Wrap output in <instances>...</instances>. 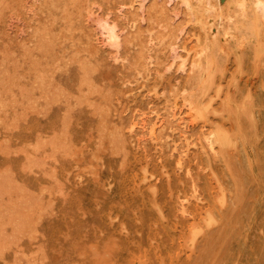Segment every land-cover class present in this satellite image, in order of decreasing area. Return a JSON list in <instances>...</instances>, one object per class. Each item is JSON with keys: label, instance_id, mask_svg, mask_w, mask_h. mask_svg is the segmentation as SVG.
<instances>
[{"label": "rangeland", "instance_id": "374dc122", "mask_svg": "<svg viewBox=\"0 0 264 264\" xmlns=\"http://www.w3.org/2000/svg\"><path fill=\"white\" fill-rule=\"evenodd\" d=\"M39 1H40V3H41V0H37V5L39 4L40 5V3H39ZM114 1V2H113ZM113 1H111L110 2V0H108V5L106 4L107 3V0H104V2H103V0H102V3H100L101 2V0H92V2H94V3H92L91 1H90V6L88 5L87 7H85V9H83L82 10V16L81 17H79L78 16V18L77 19H81L82 21H84L83 23L84 24H82V22H80L79 20H77L76 19V25H75V32L73 31V28L69 31H67V30H65L66 32H65V34H64V32L63 33H61L60 34V36H59V38L56 40V45L54 46V49H52L53 51H55L54 53V55H52V54H47V53H45V51H41L39 48H37L38 46H36L35 44H34V39H32V38H35V36H33L31 33H33V32H31V31H34V26H31V23H32V21L33 22H35V23H37V17H38V14H36V15H34V17H32L33 16V14H34V8L33 7H35L36 8V2H34V0H27V2H29V3H27V5L29 4V6H31V7H29V8H31V9H29L27 6L25 7V9H27L26 11H24L23 13H25L24 15H26V16H24L23 15V13L22 14H18L17 12L15 13L14 11H13V9H8L7 11H8V13H5V18L4 17H2L1 19L2 20H0V28H1V24H3V26L5 27V25H6V27H5V29H3L4 27H2V29L0 30V42H3V43H1L0 44V51H1V53H0V55H1V58H3L2 60H1V58H0V73H1V71H6V72H2L1 74H0V80H1V82H0V87H1V90L2 89H5V90H2V91H0V95H3V96H0V99H3L4 97V99H8V100H5L4 102L2 101L1 102V100H0V122H2V123H0V126L2 127V128H0V175H1V177H0V180H2V182L0 181V188H1V186H2V188L0 189V195H1V192L3 193L2 194V198H1V196H0V205L1 206H3V207H1L0 206V215H3V216H1L0 217V222H2L3 223V225H2V227H0L1 229L2 228H4L5 230L3 231V230H0V233L2 232V234H4L5 236H3V235H0V241H1V243H0V246H1V244L3 245V243L6 241V245H5V243H4V250H2V251H0V253L1 252H3V253H5V255L4 254H2V255H0V262H1V264H17V262H18V264H230L232 261V263L231 264H264V242H263V244H262V241H264L263 239H264V232H262V230L264 231V217H263V215H264V200L262 199V196H263V198H264V179H262V178H264V170L263 171H261V172H259L260 170H262V169H260L261 168V165H262V167L264 166V159L262 160H260V158H261V156H263L262 158H264V146H262L263 144H264V123H263V121L262 120H264L263 118H264V116L263 117H261L262 115H264V105L262 106V102H263V104H264V96H263V94H264V80H263V78H264V53L262 54L261 52H263L264 51V48H263V50L260 52L261 54H258V53H256V51H254V49H252L248 44H240V45H238L239 43L237 42V38L235 37V36H230L228 39H226L225 40V46L227 47L226 48V50H224L225 49V46L222 48V47H219L217 50H216V66H215V74H214V87H212L211 88V90H209L208 92H207V94L203 97V105H205V112L202 114V115H200V118H199V116H197L198 117V119H196V117H192V118H190V120L187 122V124L191 121V123H189L188 125H186L187 127H185V129L184 130H181V129H169V130H166V131H164L165 132V134L163 133V137L161 136V137H159L158 139H156V140H154L151 136H150V134L149 133H147V131H139L138 132V130H133L132 129V127H130V124H131V121L135 118H139L140 117V115L142 114V113H146L147 112V115L148 116H150V117H153L154 119L156 118L157 119V116H158V118H159V116H161V115H163V114H165L167 111H168V109L169 108H171V107H173V104H174V102H175V100H178L179 101V106H182L181 107V109L183 110V112H184V114L186 113L185 111L186 110H188V105H187V101L186 100H183L184 99V95H183V93H187L189 90H191L190 89V86L189 85H192V83H193V81L196 79V74H197V68H193V61H194V58L196 59L198 56V49H200V47L205 43V42H216V40H218L219 41V39H222L223 37H225L224 36V28H226L227 27V25H229V22H227L226 21V19L224 18V20H222V18H220V16H216L215 15V17H213L212 16V19L211 18H206L207 19V23L203 26L202 24H201V22L199 23V21L197 22L196 20H194L196 23H194V21H193V19L192 18H190V22L189 21H187V20H189V19H187V18H189L190 17V15L189 14H187V7H186V5L182 2L181 3V0H145L146 2H145V5L147 6H145V9L146 10H150L151 9V7H153L155 4H157V6H159V4L158 3H160V2H164V3H160V5L161 4H165L164 5V7L168 10V12L170 13V15L172 16V21H173V23L175 24V27H176V29H180V35L178 34L179 33V31H176L177 32V34H178V39L176 38V44H175V46H176V51L177 52H179V53H181V54H184V57L186 56V57H188V59L186 58V66H185V68H184V70L183 69H180L179 68V62H180V58L179 59H177V60H173L172 59V57H171V55L173 54V51H172V49H171V47H173V46H171V44L169 45L168 44V42L167 43H160V44H156V42H157V40H158V38L156 39V37L155 38H153V39H150V40H147V43L148 44H150V43H155V46L154 47H151V49L153 50V51H151V49H149L151 52H149V54L151 53H154V52H156V53H154V54H152L149 58H148V60H149V67H152V65L153 66H155V68L154 67H152V68H149L148 69V71L146 72V73H148L147 75L146 74H144V73H142L143 71H136L135 70V67L134 66H131L133 63H131V62H133V59H134V57L136 56V54H137V51L135 50L136 49V45H134V44H128L127 45V43H125V44H123V46L121 47L122 49H120V50H118V48L116 47V45H114V47H113V45L111 44L110 45V41L108 40V38L106 37V35H104L105 33H104V31L103 30H101V27H100V23H103V21L106 19V18H108V17H110V18H112L117 24H118V28L119 29H122V28H124V27H126L125 29H124V31H123V29H122V31H121V33H124L123 35H125L126 33H128V34H126V35H130L131 34V32L129 31L128 32V30H133L134 29V27H135V24H138V25H140L141 26V29L142 30H144V32L145 33H148V27H149V22H146L147 20L149 21V17L147 18H145V19H143L142 17H141V15L140 14H142L143 15V17L144 16H146L147 14H148V11H146L145 9H144V11H146V12H142L141 13V11H140V16L138 15V19H139V17H141L142 18V20H137L136 22L135 21H132L133 20V17H132V20H131V14L133 15V9H134V7L132 6V3H130L131 2V0H113ZM120 1L122 2V3H120ZM125 1H127V2H125ZM154 1V2H153ZM158 1H160V2H158ZM97 2V3H96ZM98 2H99V4H98ZM124 2H125V4H126V6H125V4H124ZM34 3V4H33ZM105 3V4H104ZM155 3V4H154ZM123 4H124V6H123ZM131 4V6H129ZM92 5H94V7L92 6ZM111 5H113V6H111ZM122 5V7H120ZM168 5V6H167ZM184 5V6H183ZM97 6V7H96ZM115 6V7H114ZM162 6V5H161ZM89 7H91V9L89 8ZM107 7V8H106ZM124 7V8H123ZM150 9H149V8ZM168 7V8H167ZM86 8H87V10H86ZM97 10H96V9ZM104 9V11L105 12H109L108 14L106 13V14H104L105 12L103 11V9ZM106 8V9H105ZM128 8V11L126 10ZM130 8V9H129ZM100 9H102V10H100ZM32 11L31 13H30V11ZM40 10L41 9H39L38 11L40 12ZM10 11H11V13H10ZM28 11V12H27ZM88 11V12H87ZM92 13H91V12ZM97 11V12H96ZM101 11H102V13H101ZM85 12V13H84ZM94 12V13H93ZM96 12V13H95ZM111 12V13H110ZM118 12V13H117ZM125 12V13H124ZM32 15H30V14ZM86 13H88V14H90V17H88V14L86 15ZM101 13V14H100ZM113 13V14H112ZM116 13V14H115ZM122 13V14H121ZM145 13H147V14H145ZM43 14H45V12H43ZM91 14H92V18L93 19H91ZM117 14H119V15H121V16H119L118 15V17H116V15ZM130 14V15H129ZM86 15V16H85ZM103 15V16H102ZM109 15H111V16H109ZM115 16V18L117 19V20H115L114 19V16ZM129 15V16H128ZM186 15V16H185ZM188 15V16H187ZM35 16H36V18H35ZM85 16V17H84ZM100 16V17H99ZM113 16V17H112ZM123 16H125V17H123ZM148 16V15H147ZM184 16V17H183ZM27 17L29 18V19H27ZM31 17V18H30ZM90 18V19H88V18ZM102 17V18H101ZM104 17H106V18H104ZM122 18V20H121V18ZM128 17V18H127ZM130 17V18H129ZM179 17V18H178ZM97 18H99V19H102L101 21L102 22H100ZM124 18H126V19H124ZM6 19H8L7 21H6ZM32 19V20H31ZM35 19V20H34ZM84 19V20H83ZM97 19L98 20V22L97 23H99L98 24V26H96L97 24H96V21L95 20ZM127 19H129V20H127ZM4 20V21H3ZM29 22H28V21ZM31 20V21H30ZM37 20V21H36ZM85 20H88V21H85ZM126 20V21H125ZM179 20V21H178ZM181 20H183V23L181 22L180 23V21ZM222 20V21H221ZM7 22V24H6V22ZM93 21V22H92ZM94 21H95V23H94ZM120 21V22H119ZM121 21H123L124 22V24L126 23V25H122V23H121ZM139 21H141V22H139ZM145 21V22H144ZM221 21V22H220ZM224 21V22H223ZM4 22V23H3ZM80 23V24H78V23ZM89 23V26L88 27H85L86 25H88V23ZM140 24H139V23ZM192 22V23H191ZM216 22V23H215ZM223 22V23H222ZM226 22V23H225ZM28 23V24H27ZM129 23H131V24H129ZM142 23V24H141ZM147 23V24H146ZM199 23V24H198ZM208 23H209V25H208ZM211 23V24H210ZM219 23H220V25H219ZM228 23V24H227ZM91 24V25H90ZM96 24V25H95ZM133 24V25H132ZM148 25L147 27H145L146 25ZM195 24V25H194ZM200 24H201V26H200ZM216 24H218L217 26H215ZM8 25V26H7ZM79 25H80V28H78L79 27ZM94 25H95V27H94ZM132 25V26H131ZM183 26V29L182 28H180V27H182ZM194 25V26H193ZM28 26H31V27H28ZM83 26V27H82ZM92 26V27H91ZM122 28H121V27ZM127 26H128V28H127ZM195 26H197V27H195ZM209 26H211V27H209ZM84 27H85V29L86 28H88V30L89 29H91L90 31H89V33L87 34V29H86V31H85V29H84ZM96 28V29H94V28ZM177 27H179V28H177ZM230 25L227 27V29H229L230 30V32L231 31H233L234 29L232 28V27H230ZM29 28V29H28ZM30 28H32V29H30ZM58 28H59V26H58ZM100 28V29H99ZM130 28V29H129ZM147 28V29H146ZM203 28H204V30H205V32H204V30H203ZM207 30H206V29ZM212 30H211V29ZM217 28V29H216ZM223 28V29H222ZM7 29V30H6ZM81 31H80V30ZM84 29V30H83ZM226 29V30H227ZM4 30V31H3ZM9 30V31H8ZM56 30H59V29H56ZM56 30H54L55 32H57ZM99 30V31H98ZM126 30V31H125ZM209 30H211V31H209ZM220 30H222V31H220ZM30 31V32H29ZM83 31V32H82ZM85 31V32H84ZM93 31V32H92ZM100 31H102V33H103V35H102V33L100 32ZM155 31H158V29H156V30H152V32H154V33H156ZM181 31H182V33H181ZM8 32H10L9 33V35H8ZM68 32H73L72 34H70V33H68ZM77 32V33H76ZM80 32V33H79ZM90 32H92V34L90 33ZM96 32V34H93V33H95ZM98 32V33H97ZM126 32V33H125ZM158 32H160V31H158ZM156 33V34H158V35H161L162 33L160 32V33ZM221 32V33H220ZM12 33V34H11ZM83 34L82 36L81 35H79V34ZM4 36H3V35ZM64 34V35H63ZM69 34V35H68ZM75 34H78L77 36H74ZM193 34V35H192ZM202 34V35H201ZM205 34H207V35H205ZM212 34V35H211ZM219 34V35H218ZM32 35V37H30V36ZM62 35V36H61ZM67 35H68V37H67ZM74 36V38H73V36ZM85 35H87V36H85ZM92 35V36H91ZM94 35V36H93ZM98 35V36H97ZM194 35H199V36H197V37H199V38H197L196 39V37L194 36ZM215 35V36H214ZM218 35V36H217ZM24 36V37H23ZM31 38V40H29L30 38ZM65 36V37H64ZM71 36V37H70ZM91 36V37H90ZM100 36H101V38H100ZM102 36H103V39H102ZM105 36V37H104ZM162 36V35H161ZM182 36V38H180V37ZM27 37V38H26ZM76 37V38H75ZM78 37V38H77ZM81 37H82V39H81ZM93 37V38H92ZM195 37V38H194ZM209 37H211V38H209ZM215 37V38H214ZM219 38V39H216V38ZM3 38H4V40H3ZM6 38V39H5ZM10 38V39H9ZM14 38H16V39H14ZM61 38H63V40L61 39ZM66 38H68L69 40H66ZM72 38V39H71ZM84 38V39H83ZM88 38V39H87ZM91 39V41H92V46H91V44L89 43V40ZM98 38V39H97ZM232 38H233V41H231L232 40ZM74 39V40H73ZM76 39H78V40H76ZM85 39L87 40L86 42H85ZM100 39V40H99ZM155 39V40H154ZM180 39V40H179ZM10 40H12V41H10ZM15 40V41H14ZM33 40V41H32ZM60 40V41H59ZM66 40V41H65ZM79 40H81L82 42H83V40H84V43H81V41H79ZM95 40V41H94ZM108 40V41H107ZM153 40V41H152ZM177 40H179V41H177ZM197 40V41H196ZM69 41H70V43H69ZM74 41V42H73ZM75 41H79L78 43L77 42H75ZM96 41H98V42H96ZM154 41H156V42H154ZM201 41V42H200ZM204 41V42H203ZM9 42V43H8ZM18 42V43H17ZM59 42V43H58ZM60 42H61V44H60ZM65 42H66V44L67 43H69V45L67 46L66 44H65ZM73 42V43H72ZM100 42V43H99ZM104 42H106L107 44H104ZM178 42V43H177ZM5 43V46L3 45ZM11 43H12V45H14L15 43H16V45L18 46V47H16V45H14L15 47H13V46H11L10 47V45H11ZM25 43V44H24ZM26 43L28 44V45H26ZM199 43V45H197ZM200 43H203V44H201L200 45ZM227 43H229V44H227ZM237 43V44H236ZM7 44V45H6ZM10 44V45H9ZM24 44V45H23ZM57 44H58V46H57ZM66 46H65V45ZM73 44V45H72ZM75 44H77V46L78 47H76L75 46ZM90 44V45H89ZM95 44V45H94ZM98 44H100V45H98ZM168 44V45H167ZM32 45V46H31ZM34 45H35V48H34ZM59 45H62L61 47H63L64 46V48H61ZM84 45V46H83ZM89 45V46H88ZM98 47H97V46ZM103 45V46H102ZM107 45V46H106ZM124 45H126V47L128 48V50H126L127 48L124 46ZM129 45H130V47H129ZM134 45V46H133ZM157 45V46H156ZM9 46V48L10 49H6L7 47ZM69 46H72V47H69ZM89 48H88V47ZM94 46H96V48L94 47ZM109 46V47H108ZM110 46H112V48L110 47ZM161 46V47H160ZM171 46V47H170ZM196 46H198V47H196ZM3 47V48H2ZM55 47H60V50H59V48L57 49V51L55 50ZM69 47V48H68ZM74 47H76V49L74 48ZM86 47H87V49H86ZM94 47V48H93ZM100 47H103V49L105 48V49H107V50H109V51H107V50H104L103 51V49L101 48L100 49ZM117 49H116V48ZM132 47V49H131V51H129V49ZM156 47V48H155ZM230 47V48H229ZM246 47V48H245ZM249 47V48H248ZM18 48V49H17ZM26 48V49H25ZM28 48H30V50L28 49ZM71 48V49H70ZM72 48H74V49H72ZM78 48V49H77ZM82 48H85V49H82ZM91 48L93 49V51L91 52ZM109 48V49H108ZM158 48V49H157ZM159 48L163 51H161V50H159ZM222 48V49H221ZM239 50H238V49ZM251 48V49H250ZM6 49V50H5ZM16 49V50H15ZM20 49V50H19ZM62 49H64L63 51H61ZM68 49V50H67ZM80 49V50H79ZM100 49V50H99ZM112 49H114V50H112ZM116 49V50H115ZM123 49H124V51H123ZM156 49V51H154ZM169 49V50H168ZM196 49H197V51H196ZM233 49V50H232ZM241 49V50H240ZM4 50H5V52H4ZM11 50H13L14 51V53H15V51H16V53L15 54H13V52H11ZM22 50V51H21ZM36 51V54H35V52L33 53H30L29 51ZM73 52H72V51ZM121 50L123 51V55H122V53H121ZM135 52H134V51ZM159 50V51H158ZM188 50H191V52L190 51H188ZM222 50H224V51H222ZM243 50V51H242ZM251 50V51H250ZM253 50V51H252ZM6 51L8 52V53H6ZM10 51V52H9ZM69 51H71V52H69ZM76 51V53H74ZM80 51V52H79ZM82 51V52H81ZM101 51H103V52H101ZM110 51H114V54H115V56L116 55H118L117 57H118V59H120L121 58V60L119 61L118 59H117V57L115 58V56H114V54H113V52H110ZM187 51L189 52V54L187 53ZM229 53H228V52ZM17 52H19V53H17ZM39 52V53H38ZM60 52H61V54H60ZM67 52L69 53V54H67ZM124 52H126L125 54H124ZM131 52V53H130ZM158 52V53H157ZM167 52H168V54H167ZM223 52V53H222ZM245 52V53H244ZM252 52V53H251ZM4 53H5V55H4ZM12 53V54H11ZM44 53H45V55H44ZM70 53H71V55H70ZM88 53V55H89V57H88V55H86ZM92 53V54H91ZM94 53V54H93ZM98 53V54H97ZM100 53V54H99ZM102 53V54H101ZM104 53L106 54V55H104ZM107 53H109V54H107ZM119 53H120V55H119ZM247 53V54H246ZM17 54H18V56H17ZM20 54V55H19ZM26 55V56H24V55ZM41 54V55H40ZM67 54V55H66ZM77 54V55H76ZM83 54H84V56H83ZM133 54V55H132ZM159 54V55H158ZM188 54V55H187ZM251 54H253V55H251ZM57 55H59V56H57ZM61 55V56H60ZM85 58V60H83V57ZM102 55H104V56H102ZM108 55V56H107ZM122 55V56H121ZM155 55V56H154ZM194 55V56H193ZM239 55H240V59H239ZM243 55H245V59H243ZM259 55V56H258ZM30 56V57H29ZM31 56L32 57H34V61H32L33 60V58H31ZM37 56V57H36ZM43 56V57H42ZM63 56V57H62ZM78 58H77V57ZM79 56L82 58H79ZM98 56H100V57H102V58H100V57H98ZM130 56V58H131V60L129 59V58H126V57H129ZM154 56V58H152ZM196 56V57H195ZM229 56V57H228ZM256 56V57H255ZM20 57V58H19ZM39 57V58H38ZM46 57V58H45ZM62 57V58H61ZM72 57V58H71ZM92 57V59H90ZM97 57V58H96ZM111 57H112V59H111ZM122 57H124V58H122ZM155 57H156V60L158 61L159 60V58H162V59H167V60H165V62L163 61V60H161L160 59V61H158L159 62V65L158 64H156L157 63V61H154L155 60ZM164 57V58H163ZM193 57V58H192ZM225 57V58H224ZM227 57V58H226ZM248 57H249V59H248ZM255 58V59H252V58ZM6 60H5V59ZM10 58H14V60H12L11 59V61H9L10 60ZM26 58H28V59H26ZM30 58V59H29ZM48 58V59H47ZM51 58V59H50ZM60 59V61H59V59ZM88 60H87V59ZM94 58V59H93ZM136 58V57H135ZM220 60H219V59ZM9 59V60H8ZM41 59H43L42 61H41ZM46 59V61H44ZM50 59V60H49ZM55 60V61H53V60ZM65 59V60H64ZM73 59V61H70V60H72ZM105 59V60H104ZM112 61H111V60ZM116 59V60H115ZM123 59V60H122ZM66 60H67V62H66ZM130 60V61H129ZM135 60V59H134ZM172 60L174 61V63L172 62ZM193 60V61H192ZM230 60H232V61H230ZM238 60H239V63H238ZM246 60V61H245ZM21 61V62H20ZM23 61H25V62H27L28 61V63H26V69L24 68V64H25V62H23ZM43 62V63H41V62ZM56 61H58V63L56 62ZM63 61H65V62H63ZM80 61V62H79ZM84 61H88V63L86 64V62H84ZM90 61H92V62H96V64L98 65H96V64H93V66L91 65V68L89 67V63H91ZM114 61V62H113ZM127 62L128 63V65H126V63L125 62ZM151 61V62H150ZM163 61V62H162ZM244 61V62H243ZM253 62V64H252V62ZM262 61V62H261ZM20 64H19V63ZM22 62H23V64H22ZM33 62V63H32ZM36 62V63H35ZM40 63V65H38L37 63ZM45 62H48V64H46ZM54 62H55V64H54ZM59 62L61 63V62H63V63H61L62 65H60L59 64ZM83 62V63H82ZM129 62L131 63V64H129ZM153 62H156V63H153ZM229 62H231V63H229ZM246 62V63H245ZM16 63V64H15ZM51 63V64H50ZM57 63V64H56ZM64 63L66 64L65 66H67V68H69V66H71L69 69H67L65 66H64ZM75 63V64H74ZM77 63V64H76ZM80 63H81V65H80ZM108 63V64H107ZM119 63V66L120 67H118V65H116V64H118ZM122 63V65H120ZM124 63V64H123ZM171 64V66H169L168 64ZM192 63V64H191ZM226 63V64H225ZM228 63H229V65H228ZM255 63V64H254ZM11 64V65H10ZM36 64V65H35ZM43 64L45 65V66H43ZM60 65V66H57V65ZM71 64V65H70ZM165 64H167L168 66H165ZM238 64H239V66H241V67H239L238 66ZM241 64V65H240ZM4 67H3V66ZM78 65V66H77ZM84 65V66H83ZM88 65V66H87ZM112 65V66H111ZM115 67H114V66ZM124 65V66H123ZM126 65V66H125ZM134 65V64H133ZM158 67H157V66ZM191 65H192V67H191ZM220 65V66H219ZM259 65V66H258ZM12 66V68L10 69L9 67H11ZM19 66V67H18ZM22 66H23V68L25 69V72H24V70H22L23 68H22ZM31 66V67H30ZM41 68H40V67ZM61 66H62V68H61ZM73 66V67H72ZM77 66V67H76ZM95 66V67H94ZM127 66L129 67V68H127ZM226 66V67H225ZM7 67V68H6ZM49 67L52 69H49ZM65 67V68H64ZM77 69H76V68ZM84 67H86L85 69H83ZM90 68V69H94L92 72H91V70H89V69H87V68ZM99 67V68H98ZM114 67V68H113ZM126 67V68H125ZM133 67H134V69H133ZM161 67H162V69H161ZM165 69H164V68ZM169 67H171L170 69H169ZM256 67H258V68H256ZM1 68H3V70L1 69ZM29 68H31L30 70L31 71H29ZM38 68V69H37ZM46 70H45V69ZM56 69L55 70V72L53 73V69ZM60 68V69H59ZM73 68H75L76 70H75V74H74V69ZM79 68H81L82 70H86L85 71V73H86V76L84 77H82V75H85V73L84 74H82L81 72H83L81 69H80V71L78 72V69ZM96 68H98V70L96 69ZM131 68V69H130ZM160 68V69H159ZM168 68V69H167ZM178 68V69H177ZM190 68H191V70H190ZM5 69H10V70H12L13 72H11L10 70L8 71V70H5ZM64 69H65V71H64ZM102 69V70H101ZM127 69V70H126ZM129 69V70H128ZM156 69H158V70H156ZM231 69V70H230ZM241 69V70H240ZM259 69H260V71H259ZM18 70V71H17ZM21 70V71H20ZM27 70V71H26ZM51 72H49V71ZM109 70V72H107V75H106V71H108ZM136 73V75L135 74H133L134 72ZM152 70V71H151ZM154 70V71H153ZM234 70V71H233ZM33 71H34V73H33ZM102 72V73H100V72ZM112 71V72H111ZM122 71V72H121ZM128 71V72H127ZM130 71V72H129ZM162 71V72H161ZM191 71V72H190ZM230 71V72H229ZM10 73V75H9V73ZM21 72H22V74H21ZM31 74H30V73ZM57 72V73H56ZM97 72V73H96ZM125 72V73H124ZM139 72H141V75H139L138 76V74H140ZM154 72V73H153ZM7 73V74H6ZM23 73H24V76L26 77V78H23L24 76H23ZM42 73H43V75L44 76H46V77H44V76H41L42 75ZM45 73H49L48 75H46ZM58 73H59V75H58ZM105 73V74H104ZM112 73H113V75H112ZM114 73H116L117 74V76H115L114 75ZM130 73L131 74H133V76H134V78H132V77H130L131 75H130ZM166 75H165V74ZM3 74V75H2ZM5 74V75H4ZM29 74V75H28ZM51 74H52V77H53V75H54V77L55 78H51V79H49L50 77H51ZM61 74V75H60ZM73 74H74V77H73ZM77 74H79V75H77ZM81 74V75H80ZM91 74V75H90ZM94 74H98V76L97 75H94ZM168 74V75H167ZM226 74L228 75V76H226ZM229 74H231V75H229ZM234 74V75H233ZM7 75H9L8 77H6ZM33 75V76H32ZM75 75H76V78H78V79H81V80H83V82H82V84H83V86H82V84L80 83V81L81 80H76L75 79ZM96 76V77H94V76ZM106 75V76H105ZM120 75H121V77L123 76V77H125V78H121L120 77ZM126 75V76H125ZM149 75V76H148ZM158 75V76H157ZM183 75H185L184 76V78H183ZM216 75V76H215ZM3 76V77H2ZM14 76L15 77H17V78H14ZM20 78H19V77ZM27 76H28V78H27ZM31 76V79L29 78ZM58 76H60V77H58ZM79 76V77H78ZM82 78H81V77ZM92 76V77H91ZM129 76V77H128ZM141 76H142V78H141ZM153 76V77H152ZM155 76V77H154ZM168 76V77H167ZM223 76V77H222ZM6 77V78H5ZM10 77V78H9ZM42 77H44V79L42 78ZM67 77V78H66ZM68 77H72V79L71 78H68ZM87 77V78H86ZM88 77H91L90 79H91V81L89 80V78ZM137 77H138V79H137ZM152 77V78H151ZM158 77V78H157ZM7 78H8V80H7ZM59 78V79H58ZM64 78H66V80L64 79ZM85 80H84V79ZM113 78V79H112ZM118 78V79H117ZM127 78L129 79V80H127ZM151 78V79H150ZM153 78H155V79H153ZM168 78H169V80H168ZM172 78H173V80H172ZM175 78V79H174ZM178 78V79H177ZM181 78V79H180ZM233 78H234V82H233ZM235 78H236V80H235ZM10 79H13L12 81L10 80ZM15 79L17 80L16 82H15ZM32 79H38L37 81H39V82H37L36 80H34V82H33V80ZM57 81H56V80ZM63 80L64 81V83L66 82V84L68 83V82H70V83H68L69 84V86H68V84H67V86H65L66 84H63V81H59V80ZM67 79H69V80H67ZM96 79V80H95ZM99 79V80H98ZM105 79V80H104ZM115 79V80H114ZM121 79V80H120ZM223 79V80H222ZM232 79V80H231ZM23 81L24 80V82H20V81ZM32 80V81H31ZM51 80V81H50ZM71 80V81H70ZM75 82H74V81ZM94 80V81H93ZM125 80V81H124ZM150 80V81H149ZM152 80H154V81H152ZM160 80V81H159ZM162 80V81H161ZM186 80H188V82L186 81ZM192 80V81H191ZM72 81H73V83H72ZM77 81H79V82H77ZM86 81V82H85ZM100 81V82H99ZM108 81V82H107ZM119 81V82H118ZM132 81V82H131ZM134 81H136V82H134ZM144 81V82H143ZM145 81H147L146 83H145ZM225 83H224V82ZM231 81V82H230ZM14 82H15V84L16 85H14ZM19 82V83H18ZM25 82H26V84H25ZM29 84H28V83ZM60 82V83H59ZM88 82V83H87ZM96 82V83H95ZM140 82H143V86H142V84L140 83ZM151 82V84H148L147 86H144V84H147V83H150ZM164 82V83H163ZM177 82H178V84H177ZM184 82H186V84H188V88H189V90H188V88H187V85L186 84H184ZM191 82V83H190ZM216 82V83H215ZM262 82V83H261ZM5 83V84H4ZM37 83V84H36ZM41 83V86H39L38 84H40ZM59 85H58V84ZM71 83H72V85H71ZM74 83H76V84H74ZM81 85H80V84ZM85 83H86V85H85ZM98 83H99V85H98ZM104 83V84H103ZM123 83V84H122ZM125 83V84H124ZM128 83V84H127ZM131 83V84H130ZM167 85H166V84ZM175 83L177 84V85H175ZM228 84V86H227V84ZM233 83V84H232ZM18 84V85H17ZM19 84H23L24 86V89H26L27 91L25 92V90L23 89V87H22V85H20L19 86ZM27 84H28V88H27ZM56 84V85H55ZM61 84V85H60ZM78 84V85H77ZM96 84V85H95ZM111 84V85H110ZM115 86V87H113V85ZM138 84V85H137ZM139 84H141V85H139ZM220 84L221 85H223V86H221L220 87ZM263 84V85H262ZM15 87H14V86ZM33 85H37V86H33ZM52 85H53V87H52ZM56 87H58V89H56L55 88V86ZM71 85V86H70ZM75 85V86H74ZM80 85V86H79ZM88 85V86H87ZM103 85H105V86H103ZM108 85V86H107ZM129 85L130 86H132V87H129ZM135 85V86H134ZM137 85V86H136ZM152 85V86H151ZM164 85H166V86H164ZM179 85H180V87H179ZM185 85H186V87H185ZM218 85V86H217ZM232 85V86H231ZM259 85V86H258ZM2 86H5V87H7V88H5V87H3L2 88ZM11 86H13V87H11ZM31 86V87H30ZM46 86H48L47 87V89H45L44 90V88H46ZM98 86H102V87H99V89H98ZM119 86H120V88H119ZM135 88H134V87ZM142 86V87H141ZM168 86V87H167ZM258 86V87H257ZM260 86H261V88H260ZM8 87L10 88V89H8ZM19 87V88H18ZM26 87V88H25ZM37 87H39V88H37ZM41 87V88H40ZM43 87V88H42ZM60 87H62V89H64V90H62ZM63 87H65L66 89H67V87H68V89H67V91L65 90V88H63ZM70 87V88H69ZM75 87H76V89H75ZM80 87V88H79ZM85 87H86V89H87V87H89V89L86 91V92H84V90H85ZM104 87H105V89H104ZM108 87H110V90L112 91V89L113 90H115V93L114 92H111V91H108L109 90V88ZM118 87V88H117ZM136 87H138L137 88V90H136ZM151 87V88H150ZM157 87V89L155 90V88ZM174 87H176V88H174ZM182 87L183 88H185V89H183L182 90ZM219 87V88H218ZM17 88V89H16ZM131 88V89H130ZM133 88V89H132ZM149 88V89H148ZM154 88V89H153ZM161 88V89H160ZM214 88V89H213ZM215 88H217V90L218 91H215ZM259 88V89H258ZM15 89V90H14ZM39 89V90H38ZM42 89V90H41ZM54 89H56V90H59V91H56V90H54ZM71 89V90H70ZM80 89H82V90H80ZM94 90V91H90V90ZM104 89V90H103ZM120 89L122 90V92H124V93H117V92H120ZM124 89V90H123ZM127 91H126V90ZM136 91H135V90ZM162 89H164L163 91H162ZM261 89V90H260ZM10 90V91H9ZM12 90V91H11ZM23 90V93L21 92ZM29 90V91H28ZM41 90V91H40ZM50 90V91H49ZM79 90V91H78ZM119 90V91H118ZM130 90V91H129ZM134 90V91H133ZM158 90H160L161 92H159ZM168 92H167V91ZM173 90V91H172ZM181 90V91H180ZM187 90V91H186ZM225 90V91H224ZM226 90H228V91H226ZM241 90V91H240ZM248 90V91H247ZM4 91H5V93H4ZM17 91H19L18 93H17ZM40 91V92H39ZM43 91V92H42ZM54 91H56V93L54 92ZM62 91H64V92H62ZM73 91V92H72ZM75 91V92H74ZM80 91H83V94L85 93V95L86 94H90V93H92V94H90V95H88V96H86V97H84V99H83V97L82 96H84L82 93H80V95L81 96H77V95H79V92ZM141 91V94L140 93H138V92H140ZM171 91L173 92V93H171ZM179 91V92H178ZM215 91V92H214ZM250 91V92H249ZM256 91V92H255ZM262 91V92H261ZM2 92V93H1ZM14 92H15V94H14ZM22 94H21V93ZM30 92V93H29ZM35 92V93H34ZM47 92V93H46ZM48 92H50L49 94H48ZM67 92H69V94L67 93ZM134 92V93H133ZM154 92V93H153ZM182 92V93H181ZM212 92H214V93H212ZM227 92V93H226ZM261 93V94H259V93ZM27 93H28V95L29 96H32L31 98H29V96L27 95ZM46 93V94H45ZM62 93V94H61ZM64 93V94H63ZM74 94V95H72V94ZM78 93V94H77ZM110 93H111V96H112V100L110 99V98H108V97H111L110 96ZM114 93V94H113ZM127 93V94H126ZM132 93V94H131ZM147 93H148V95H147ZM171 94V95H169V94ZM180 93V94H179ZM210 93V95L208 96V94ZM230 93V94H229ZM6 94H8V95H6ZM14 95V100H13V95ZM18 94V95H17ZM32 94V95H31ZM43 94V95H42ZM45 94V95H44ZM48 94V95H47ZM66 94V95H65ZM71 94V95H70ZM96 94V95H95ZM103 95V97H101L102 95ZM120 95V96H118V95ZM124 94V96H122ZM162 94H163V96H162ZM166 94H167V96H166ZM173 94V95H172ZM223 94V95H222ZM232 94H234V95H232ZM244 94V95H243ZM249 95V96H247V95ZM252 94V95H251ZM255 94V95H254ZM12 95V96H11ZM36 95H39L38 96V101H37V99H35V97H36ZM59 95V96H58ZM62 97H61V96ZM75 95H76V98H77V100L79 99V97L81 98L80 99V101H81V105H79V103L77 104L75 101H77L76 99H74L75 98ZM93 95H95V96H93ZM109 95V96H108ZM139 95H141L140 97H139ZM156 95V96H155ZM168 95H169V97H168ZM183 95V96H182ZM228 95V96H227ZM239 95V96H238ZM257 95V96H256ZM6 96H8V97H6ZM18 96L20 97V98H18ZM25 96V97H24ZM45 96H47V97H45ZM64 96H66L65 98H66V100L69 98V99H71V100H67V101H64L65 99H64ZM67 96H69V97H67ZM73 96H74V98H73ZM99 96V97H98ZM106 96H108V97H106ZM114 96V97H113ZM160 96H162V97H160ZM164 96H166V98L164 97ZM175 98H174V97ZM178 96V97H177ZM206 96H208V97H206ZM223 98H222V97ZM233 96V97H232ZM22 97H24V98H22ZM55 97V99H53V98ZM117 97V98H116ZM209 97H211V99H212V97H214L213 98V101L211 102V106L213 107H211L209 104ZM226 97V98H225ZM237 97V98H236ZM247 97V98H246ZM256 97V98H255ZM262 99H261V98ZM12 100H11V99ZM22 98V99H21ZM27 98H29L31 101H34V102H36L34 105L35 106H39L40 107V105L41 106H43V107H45V105L47 106V108H50V110L49 109H45V108H43V107H41L40 109H39V111H38V109H35L36 107L33 105V102H31V101H29V102H27V100H29V99H27ZM39 98H42V99H39ZM61 98H62V100L64 101H62L61 100ZM97 98V99H96ZM106 98H108V101L106 100ZM117 100H116V99ZM123 98H125V99H123ZM128 98V99H127ZM140 98V99H139ZM147 98V99H146ZM174 98V99H173ZM205 98V99H204ZM207 98V99H206ZM3 99V100H4ZM20 99V100H19ZM50 99V100H49ZM53 99V100H52ZM87 99L90 101L91 100V103L93 102V100H94V102L92 103V104H90V102H88V103H86L87 102ZM98 99H100V100H98ZM102 99V100H101ZM110 99V100H109ZM162 99H163V101H162ZM167 101H165V100ZM173 99V100H172ZM221 99V100H220ZM227 99V100H226ZM237 99V100H236ZM13 101L12 103L11 102H8V101ZM15 100H16V105L18 106V107H20V108H18V111H17V106L14 104L15 103ZM26 103L27 102V104L25 105V103L23 102V101ZM26 100V101H25ZM43 100H44V103H46V104H44L43 103V105H42V103L41 102H43ZM75 102V104H74V102ZM85 100H86V102H85ZM95 100H96V105L98 104V106L96 107V105H95ZM104 100V101H103ZM129 100H131V101H129ZM140 100V101H139ZM149 100H151V102L149 101ZM157 100V101H156ZM161 100V101H160ZM182 100V101H181ZM209 100V101H208ZM236 100V101H235ZM241 100V101H240ZM253 100V101H252ZM255 100H262V102L260 101H256V103L259 105H255L256 103H255ZM21 103H20V102ZM41 101V102H40ZM47 101H50V102H47ZM72 101V102H71ZM79 101V102H80ZM97 101H99L98 103H97ZM101 101V102H100ZM121 101L123 102V101H127V102H125L124 104L122 103L121 104ZM148 101H149V103H151V104H149L148 103ZM208 101V102H207ZM223 101H224V103H223ZM226 101H227V103H229L231 106H232V108H230L229 107V109L227 108L226 109ZM31 102V105L32 106H34L33 108L31 107V105L29 104ZM39 102H40V105H39ZM52 102V103H51ZM68 102V103H67ZM108 102V103H107ZM111 102H112V104H111ZM113 102H115V103H113ZM144 102H145V105H146V107H144L145 105H144ZM156 102H159V103H156ZM162 102V103H161ZM181 102H183V103H181ZM185 102V103H184ZM218 102V103H217ZM221 102H222V104L224 105V107L222 106V104H221ZM239 102V103H238ZM252 102H254V103H252ZM4 103V106H6V105H10V107L9 106H7V107H4L3 105H1V104H3ZM7 103V104H6ZM10 103V104H9ZM101 103V104H100ZM127 103V104H126ZM135 103L137 104L136 105V107L137 108H135L134 109V107H135ZM146 103H148V104H146ZM164 103V104H163ZM215 103V104H214ZM6 104V105H5ZM20 104H22V105H20ZM50 104H53V105H50ZM100 104V105H99ZM103 104V105H102ZM108 104V105H107ZM139 104V105H138ZM182 104H185V107L182 105ZM217 104V105H216ZM220 104V105H219ZM227 105V106H230V105ZM30 105V106H29ZM66 106V107H63V106ZM67 105H70L69 107H70V111H68L67 109H69V107L67 106ZM71 105H75V106H73V107H71ZM86 105H88V107L86 106ZM91 105V106H90ZM105 105H107V106H105ZM110 105V106H109ZM111 105H114L115 106V109H116V111H115V109H114V111L112 110L114 107H112L111 108ZM131 105H132V107H131ZM147 105H148V107H147ZM150 105V106H149ZM152 105H154L153 107L155 108H153L152 107ZM158 105V106H157ZM162 105H164V106H168L167 108L166 107H164V106H162ZM28 106V107H27ZM38 106H37V108H38ZM50 106H52V108L50 107ZM80 106V107H79ZM83 106H85V107H83ZM100 106H102V107H100ZM109 106V107H108ZM117 106V107H116ZM162 106V107H161ZM221 106V107H220ZM237 106V107H236ZM26 107H27V109L29 108V107H31L30 109H26ZM63 107V108H62ZM68 107V108H67ZM97 108V110H96V112H94L95 110H94V108ZM139 107V108H138ZM152 107V108H151ZM212 108V109H210L209 110V108ZM223 107V108H222ZM261 107V108H260ZM8 108V109H7ZM9 108H10V110L12 109V114H11V112H9L10 110H9ZM14 108V109H13ZM43 108V109H42ZM88 108H90V109H88ZM123 108V109H122ZM219 108H220V110H219ZM222 108V109H221ZM236 108H237V111H236ZM3 109V110H2ZM16 109V111L15 112H18V114L17 113H15L14 112V110ZM21 109V110H20ZM32 109V110H31ZM33 109L35 110L34 112H33ZM63 111H62V110ZM64 109H66L70 114H66V110H64ZM100 109H102L101 111H100ZM104 109V110H103ZM106 109H108V110H106ZM119 109H122L121 111H124V110H126V111H124L123 113H121V112H119L120 110ZM131 109V110H130ZM143 109V111L142 112H140L141 110ZM145 109V110H144ZM150 109V110H149ZM153 109H154V111L155 110H157V111H153ZM160 109V110H159ZM163 109V110H162ZM185 109V110H184ZM233 109V110H232ZM31 110V111H30ZM45 110V111H44ZM59 110V111H58ZM62 112H61V111ZM94 110V111H93ZM106 110V111H105ZM129 110H130V112H129ZM132 110H134V111H132ZM219 110V111H218ZM230 111V114H229V112H227V111ZM232 110V111H231ZM250 110V111H249ZM256 110V111H255ZM260 110L262 111V112H260ZM64 111H65V113H64ZM90 111H91V113H90ZM100 111V112H99ZM102 111H105V112H103V113H101ZM107 111H109V112H107ZM113 111V112H112ZM132 111V112H131ZM137 111V112H136ZM208 113H207V112ZM215 111V112H214ZM245 111H247V112H245ZM7 112V113H6ZM9 112V113H8ZM20 112H23V113H21V114H19ZM29 112H30V114H29ZM58 112H59V114H58ZM106 112L108 113L107 114V119L110 117V116H112V117H110V119H106ZM110 112H111V114H110ZM120 113V115H119V113ZM129 112V113H128ZM136 112V113H135ZM149 112V113H148ZM152 112H153V114H152ZM156 112L158 113L157 114V116L155 115L156 114ZM211 112V113H210ZM218 112H222V115L220 114V113H218ZM238 112V113H237ZM244 112H245V116H244ZM257 112V113H256ZM13 113H14V115H13ZM28 113V114H27ZM100 113L101 114H105L104 115V117H103V115L102 116H100ZM141 113V114H140ZM213 113V114H212ZM256 113V114H255ZM261 115H260V114ZM4 114V116H3V118H2V116L1 115H3ZM12 115V116H9V115ZM15 114H16V118L17 117H19V118H13L12 119V117L13 116H15ZM27 114V115H26ZM60 114H62V115H60ZM117 114L119 115V117L118 118H116L117 117ZM159 114H161V115H159ZM216 114V115H215ZM224 114H226V115H224ZM238 114V115H237ZM250 114V115H249ZM6 115H8L7 117H10V118H5V116ZM17 115H20V116H17ZM23 115V116H22ZM54 115V116H53ZM97 115V116H96ZM110 115V116H109ZM115 115V116H114ZM121 115H123L122 117H121ZM127 115V116H126ZM133 116V118H132V116ZM152 115V116H151ZM155 115V116H154ZM205 117H204V116ZM212 115V116H211ZM233 116V117H231V116ZM251 115H253V116H251ZM254 115H255V117H254ZM24 116H26L25 118H24ZM60 116H62V117H60ZM64 116V117H63ZM68 116V117H67ZM70 116V117H69ZM130 116V117H129ZM202 116V117H201ZM235 116V117H234ZM239 116V117H238ZM243 116L245 117V118H243ZM22 117V118H21ZM52 117V118H51ZM54 117H57V118H54ZM95 117V118H94ZM103 119L104 118V121L102 122V121H100V119ZM207 117V118H206ZM64 118V121L63 120H61L60 121V119H63ZM119 118H122V119H119ZM130 118V120H128ZM132 118V119H131ZM241 118H243V121H244V123H246V125L245 124H243V125H241V123H243L242 122V120H241ZM246 118H247V121H246ZM254 118V119H253ZM2 119V120H1ZM6 119V120H5ZM10 119V120H9ZM50 119H52L51 121H53V122H51L50 121ZM67 119V120H66ZM69 119H71V121L69 120ZM97 119V120H96ZM101 119V120H102ZM106 119V120H105ZM115 119V120H114ZM124 119V120H123ZM192 119H194L195 120V123H194V121H192ZM204 119H205V121H204ZM210 119V120H209ZM55 120H56V122L58 123L59 121V123L58 124H61V123H63L62 125H61V127H60V130H57L58 129V124H56L55 123ZM93 120H96V121H94L93 122ZM110 120V121H109ZM113 120V121H112ZM207 120V121H206ZM249 120V121H248ZM261 122H260V121ZM3 121H4V123H3ZM9 121H11V123L13 122H16V126L15 125H13V123L11 124ZM49 121H50V123H52V125L49 123ZM65 121H66V123H65ZM98 121H99V125H97L98 124ZM119 123H117V122ZM120 121V122H119ZM123 121V122H122ZM130 121V122H129ZM204 121V122H203ZM209 121V122H208ZM222 121H223V123H222ZM258 121H259V124H258ZM6 122V123H5ZM38 122V123H37ZM48 122V123H47ZM69 122V123H68ZM100 122L103 124V126H102V124H100ZM111 122V123H110ZM113 122V123H112ZM124 122H128V124H126V123H124ZM192 122H193V124H192ZM220 124H219V123ZM232 122V123H231ZM9 125H8V124ZM18 123H19V125H18ZM97 123V124H96ZM109 123V124H108ZM123 124V125H121V124ZM200 123V124H199ZM238 123V124H237ZM36 124L38 125L39 124V128H38V126H36ZM56 124V125H55ZM68 124V127L66 126V125ZM95 124L97 125V127L95 126ZM106 124H108V125H106ZM112 124H113V127H114V125L115 124H118L117 126H116V129L118 130L119 128L122 130L123 128V133L125 134H122L121 132H119V133H121V134H119V135H122V138L125 140L124 141V143L122 144V145H124V147L127 145L128 147H125L126 149H125V152L124 153H127V154H123V152L121 153V154H118V150L122 147V146H120V148H119V144H117V143H115V142H112L113 143V145H115L114 147L115 148H112L111 147V145H112V143H110L111 141L109 140V138L107 139L108 141H105V140H103L104 142H101L102 141V138H101V134H103V133H100V132H102L105 128V132H106V134L104 133L103 134V136H104V138H106V137H109V133H110V131H113V127H112ZM127 126V127H124L125 125ZM199 124V125H198ZM202 124V125H201ZM222 124V125H221ZM224 124L226 125V126H224ZM232 124L234 125V127L232 126ZM248 124V125H247ZM251 124V125H250ZM11 125V126H10ZM95 126V129H94V126ZM101 125V128L99 129V130H97L99 127L98 126H100ZM104 125H106L107 127H105ZM111 125V126H110ZM239 125H241V126H243V128L241 127V126H239ZM8 126H10V127H8ZM14 126V127H13ZM33 126H34V128H33ZM35 126H36V128H35ZM55 126V127H54ZM58 126V127H57ZM118 126H121V127H118ZM211 126H221V127H223V128H225V129H227V130H229L230 132H232V133H234V134H240V140L237 142V144H235L234 146H231L230 148H227L228 149V151L227 150H224V151H222V152H220V153H218V154H216L215 156H217V157H215L214 155H212V154H209V152L208 151H206L205 149H206V147L203 145V143H204V141L206 140V137H207V134H204V133H206V131L205 130H207L206 128L207 127H211ZM238 126L240 127V128H238ZM4 127H7V128H4ZM41 127V128H40ZM47 127V128H46ZM65 127H67V128H65ZM110 127H112V128H110ZM128 127H130L131 128V130L132 131H134V132H132V131H130V129H125V128H128ZM192 127L194 128V129H192ZM197 127H198V129H197ZM246 129H245V128ZM8 128H10V129H8ZM50 128V129H49ZM53 128H55V129H53ZM64 128H65V130H67L68 128V131H65L64 132ZM93 128V129H92ZM200 128H202V129H200ZM236 128V129H235ZM38 129H42V130H38ZM45 129V130H44ZM52 129V130H51ZM103 129V130H102ZM108 129V130H107ZM112 129V130H111ZM118 130V131H121V130ZM240 129V130H239ZM244 129V130H243ZM34 130V131H33ZM54 130H55V132H54ZM72 130V131H71ZM92 130V131H91ZM95 130H96V132L98 131V133H100V135H96L95 134ZM102 130V131H101ZM115 130V129H114ZM117 130H115L116 132H118ZM172 132H171V131ZM250 130V131H249ZM40 131H42V132H40ZM50 131H51V133H50ZM59 131V132H58ZM129 133H128V132ZM168 131H170V132H168ZM185 131H187V132H185ZM189 131V132H188ZM192 131H193V133H192ZM197 131H198V134H197ZM203 131V132H202ZM249 131V132H248ZM252 131V132H251ZM33 134H32V133ZM35 132H36V136H35ZM40 132V133H39ZM47 132L49 133L48 135H47ZM53 132V133H52ZM73 132V133H72ZM90 132V134L91 133H93V135L91 134V136H93V137H91V136H89L90 134H88L87 135V133H89ZM127 132V133H126ZM132 132V133H131ZM141 132H142V134H141ZM175 132H176V134H175ZM184 132V133H183ZM191 132V133H190ZM236 132V133H235ZM261 132V133H260ZM30 133V134H29ZM42 133H44V134H42ZM55 133H57L56 135H55ZM58 133H60V134H58ZM75 133V134H74ZM169 133H170V135H169ZM181 136V137H179V135ZM187 133V134H186ZM196 133V136L194 135ZM201 133L202 134H204V135H201ZM244 133V134H243ZM40 134V135H39ZM55 135L54 136V138H55V140L54 139H52V137H51V135ZM64 135V136H67L68 134H70V135H68V137H59L60 135ZM78 134L80 135V136H78ZM86 134L87 135V137H86V135H85V137H84V135ZM95 134V135H94ZM132 134H133V136H132ZM136 134V135H135ZM142 135V137H140V135ZM143 134H145L144 136L146 137H143ZM193 136H192V135ZM249 134V135H248ZM28 135V136H27ZM43 135H45L44 136V138H43ZM46 135H47V137H46ZM61 135V136H62ZM76 136V137H74V136ZM105 135H107L106 137H105ZM135 135V136H134ZM169 137H168V136ZM182 135H183V137H182ZM185 135H187V136H185ZM188 135H189V137H190V139L188 138ZM200 135V136H199ZM262 135V136H261ZM25 136V137H24ZM39 136H41V138L39 137ZM95 136V137H94ZM98 136H100V137H98ZM139 136V137H138ZM150 138H149V137ZM171 136V137H170ZM178 136V137H177ZM26 137H29V138H26ZM32 138V140H31V138ZM71 137H73L74 139H72ZM121 137V136H120ZM127 137V138H126ZM165 137V138H164ZM173 137V138H172ZM177 137V138H176ZM200 137L202 138V140L200 139ZM243 137V138H242ZM255 137V138H254ZM36 138V139H35ZM50 138V139H49ZM57 138V139H56ZM76 138V139H75ZM82 138V139H81ZM85 138L86 139H88V140H85ZM89 138H91L90 140H89ZM94 138H95V140H96V142H95V140H94ZM97 138V139H96ZM99 138H101V139H99ZM137 138H138V140H137ZM142 138L143 140H140V139ZM152 138V139H151ZM164 138V139H163ZM184 138V139H183ZM186 138V139H185ZM193 138H195V140H193L194 142L192 143L191 142V144H189L190 143V140H192ZM197 138L199 139V141L197 140ZM246 138V139H245ZM1 139H5L6 140V143L8 142V144H6V143H4L5 142V140L4 141H2ZM24 139V140H23ZM39 139V140H38ZM43 139H44V141H43ZM52 139V140H51ZM60 139V140H59ZM61 139H63V141L61 140ZM65 139V140H64ZM70 139V140H69ZM93 139V140H92ZM99 139V140H98ZM130 139V140H129ZM171 139V140H170ZM15 140V141H14ZM18 140V141H17ZM31 140V141H30ZM36 140V141H35ZM84 140V141H83ZM91 140H92V142H91ZM129 140V141H128ZM148 140H150V141H148ZM161 140V141H160ZM168 141V142H166V141ZM177 140V141H176ZM179 140H180V142H179ZM187 140V141H186ZM204 140V141H203ZM246 140V141H245ZM254 140V141H253ZM261 140H262V142H261ZM2 141V142H1ZM20 141V142H19ZM21 141H22V144H21ZM38 141V142H37ZM48 142V143H46V142ZM64 141H65V143H67V144H64ZM73 141V142H72ZM77 141V142H76ZM82 141V142H81ZM100 141V143H98ZM127 141V142H126ZM133 141V142H132ZM136 141H139V143L138 142H136ZM147 141V142H146ZM172 141V142H171ZM181 141H182V143L184 144H182L181 143ZM252 141V142H251ZM257 141V142H256ZM18 142H19V144H18ZM32 142H34V143H32ZM36 142H37V145L39 144V145H41V148L40 149H38V146L37 145H35L36 144ZM44 142V143H43ZM50 142V143H49ZM70 142V143H69ZM79 142H81L80 144H79ZM84 142V143H83ZM87 144H86V143ZM88 142H90V143H88ZM107 142H109V143H107ZM145 142V143H144ZM149 142H152V143H149ZM165 142V143H164ZM171 142V143H170ZM175 142H176V144H175ZM188 142V143H187ZM200 142H201V145L203 146V147H205V148H202L201 147V145H199L200 144ZM247 144H245V143ZM253 143V144H251V143ZM255 142V143H254ZM41 143V144H40ZM46 143V144H45ZM63 143V144H62ZM91 143H94L93 145H95V146H97V147H100L101 149H96V148H94V146H92L91 145ZM102 143V144H101ZM104 143V144H103ZM115 143V144H114ZM150 144V145H152V146H150V145H148V144ZM153 143H155V145L153 144ZM158 143V144H157ZM175 145H174V144ZM241 143V144H240ZM258 143V144H257ZM262 143V144H261ZM24 144H26L25 146L27 147V150H25L26 149V147H24ZM29 144H31V145H29ZM76 144V145H75ZM82 144H86L87 146L86 147H83V148H81V149H78V148H80V147H82V146H85V145H82ZM90 144V145H89ZM105 144H106V146H105ZM111 144V145H110ZM130 144H134V145H130ZM145 144V145H144ZM170 144V145H169ZM172 144V145H171ZM179 144V145H178ZM187 144H189V146L187 145ZM193 144V145H192ZM195 144H197V145H195ZM3 145H4V147H3ZM17 145H19V147H17ZM23 145V146H22ZM35 145V148H33V146ZM65 145V146H64ZM75 145V146H74ZM78 145H81L80 147H78V148H76V150L78 149V151L76 152V150L74 149L76 146H78ZM107 145H110L109 147L110 148H107L108 146ZM159 145V146H158ZM162 147H161V146ZM165 145V147L163 148V146ZM168 146V148H167V146ZM259 145H261V146H259ZM47 149H45L44 147ZM50 146L52 147V148H50ZM58 147L57 149H56V147ZM67 146V147H66ZM104 146H105V149H104ZM172 147L173 148V146H174V148L172 149V148H170V147ZM176 146V147H175ZM237 146H238V148L239 149H237ZM5 147H6V149L7 150H3V149H5ZM44 149H43V148ZM56 149V152L57 153H55L54 155H55V157H54V155H53V153L55 152V151H52V150H54V148ZM88 147V148H87ZM89 147H91L90 149H89ZM135 147V148H134ZM150 147V148H149ZM153 149H152V148ZM156 147V148H155ZM179 147V148H178ZM187 147H190L188 150H186V148ZM191 147H193V148H191ZM199 147V148H198ZM240 147H242V148H240ZM253 147V148H252ZM254 147H255V149H254ZM3 148V149H2ZM21 148V150H19ZM119 148V149H118ZM161 148V149H160ZM181 148V149H180ZM194 148H196V149H194ZM203 149V150H201V149ZM262 148V149H261ZM22 149H24V150H22ZM34 149V150H33ZM43 151H42V150ZM50 149V150H49ZM52 149V150H51ZM68 149V150H67ZM72 151V155L70 154V150ZM72 149H74V150H72ZM90 151H89V150ZM93 149V150H92ZM94 149H96L95 151H94ZM107 149V150H106ZM113 149V150H112ZM117 149V150H116ZM122 149H124V148H122ZM132 149V150H131ZM151 150V151H149V150ZM167 149H169V152H167L168 150ZM170 149H171V151H170ZM177 149H179V150H177ZM195 150V151H192V150ZM233 149V150H232ZM243 149V150H242ZM32 150V151H31ZM37 150V151H36ZM44 150H46V151H48V155H47V153H45L44 152ZM62 150V151H61ZM79 150H81V151H79ZM83 150H84V152H83ZM99 150V151H98ZM103 150H106V152H102ZM113 153V151L114 152H116L117 151V154H114V156H111L112 155V153H110V151ZM116 150V151H115ZM129 150V151H128ZM158 150H161V151H158ZM164 150V151H163ZM181 150V151H180ZM232 150V151H231ZM242 150V151H241ZM260 150V151H259ZM27 151V152H26ZM29 151V152H28ZM34 151V152H33ZM42 151V152H41ZM51 151V152H50ZM60 151H61V153H64V154H62L61 155V153H60ZM74 151V152H73ZM87 151H88V153H87ZM121 151V150H120ZM154 151V152H153ZM192 151V152H191ZM245 151V152H244ZM246 151H247V153H246ZM253 151H254V153H253ZM257 151V152H256ZM259 151V152H258ZM23 152V153H22ZM33 152V153H32ZM38 152V153H37ZM39 152L42 154L43 152H44V156H43V154L41 155V154H39ZM53 152V153H52ZM77 154H76V153ZM79 152H83L82 153V155H83V158H82V156H81V153H79ZM90 152V153H89ZM92 152V153H91ZM100 154H99V153ZM151 152V153H150ZM163 152L166 154V152H167V156L165 155V154H163ZM183 152V153H182ZM199 152V153H198ZM226 152H228V154H226ZM34 153H36V154H34ZM50 153H52V155L50 154ZM58 153H60V154H58ZM96 155L97 154V156H95L94 154ZM101 153H103V154H101ZM105 153H107V155L105 154ZM120 153V152H119ZM131 153V154H130ZM171 153V154H170ZM173 153L175 154V155H173ZM196 153H198V154H196ZM206 153H208V154H206ZM231 153H234V155H237V156H234V155H232ZM250 153V154H249ZM260 154L261 153V155H259L258 156V154ZM34 154V155H33ZM56 154H58V155H56ZM75 154V155H74ZM80 154V156L78 157V155ZM87 154V155H86ZM93 154V155H92ZM105 154V155H104ZM129 154V155H128ZM150 154V155H149ZM152 154V155H151ZM162 154V155H161ZM168 154H170V155H168ZM185 154V155H184ZM191 154V155H190ZM202 154V155H201ZM239 154H241V155H239ZM244 154H245V157H246V159H245V161L248 163V166H246V162H243V161H239V160H242L243 158H245L244 157ZM29 156V158H27L28 156ZM31 155H33V156H35V157H33V156H31ZM40 156V158L39 159H36V157L37 156ZM60 155L61 156H63L62 157V160H60L61 159V157H60ZM90 157H92V160H97L96 162L95 161H93L92 162V160L89 158V156ZM101 155V156H100ZM119 155V156H118ZM148 155V156H147ZM154 155H155V157H154ZM194 155H195V157H194ZM226 155V156H225ZM232 155V156H231ZM20 156H21V158H20ZM43 156V158H42V160H41V157ZM45 156H46V158H45ZM48 156V157H47ZM52 156V157H51ZM58 156V157H57ZM76 156V157H75ZM85 156H88V157H86L85 159H87V161L84 159V157ZM105 156V157H104ZM132 156H133V158H132ZM158 156V157H157ZM162 156V157H161ZM176 156V157H175ZM189 156V157H188ZM191 156V157H190ZM194 158H193V157ZM204 156V157H203ZM205 156H206V158H205ZM228 156V157H227ZM231 156V157H230ZM241 156V157H240ZM252 156V157H251ZM256 156V157H255ZM23 157V158H22ZM32 157V158H31ZM69 157V158H68ZM81 157V158H80ZM96 157L98 158V159H96ZM112 157H113V159H112ZM115 157V158H114ZM118 157V158H117ZM119 157H120V159H119ZM126 157V158H125ZM136 157V158H135ZM148 157V158H147ZM154 157V158H153ZM175 157V158H174ZM178 157L179 158H182L181 160H183V161H180L181 163H179V159H178ZM222 157V158H221ZM243 157V158H242ZM29 159V161L27 160V159ZM33 158H34V161H32L33 160ZM56 160H55V159ZM102 158V159H101ZM105 158V159H104ZM106 158H108L109 159V161H107L108 159H106ZM131 158V159H130ZM156 158V159H155ZM166 158V159H165ZM174 158V159H173ZM185 158V159H184ZM193 158V159H192ZM203 158V159H202ZM231 158V159H230ZM238 158H240V159H238ZM23 159V160H22ZM44 159H45V161H44ZM58 159V160H57ZM63 159L65 160V161H63ZM73 161V162H77V163H75L76 165H74L73 164V162L71 161V160ZM74 159H77V161L76 160H74ZM124 159H126V161L124 160ZM138 159V160H137ZM146 159V160H145ZM152 159V160H151ZM168 159V160H167ZM188 160V162H187V160ZM197 159H199L200 160V163H199V160H197ZM259 159V160H258ZM21 160V161H20ZM39 161V162H37L36 163V161ZM46 160H48V161H46ZM53 160H54V162L55 163H53ZM68 160H70V162L68 161ZM80 160H81V162H80ZM85 160V161H84ZM114 160V161H113ZM120 160H123L124 161V164H123V161L120 163V162H118V161H120ZM140 160H142V161H140ZM156 160V161H155ZM167 160V161H166ZM178 160V161H177ZM191 160V161H190ZM204 160V161H203ZM237 161L238 162V164L234 161ZM244 160V159H243ZM250 160V161H249ZM9 161V162H8ZM21 162L20 163V166H19V163H17V162ZM22 161H25V162H22ZM50 161V162H49ZM61 161V163H62V165H61V163H59ZM66 161L67 162H69V166H68V163H66ZM89 161H90V163H89ZM100 161V162H99ZM115 161H117V162H115ZM151 161V162H150ZM153 161V162H152ZM166 161V162H165ZM184 161H186V162H184ZM206 161H208L209 162V164H208V162H206ZM213 161V162H212ZM232 161V162H231ZM63 162H64V164H63ZM72 162V163H71ZM78 162H79V164H78ZM108 162H109V164H108ZM111 162V163H110ZM138 162V163H137ZM168 162H171V163H168ZM176 162V163H175ZM199 163V164H196V163ZM216 162V163H215ZM257 162L259 163V164H257ZM260 162L262 163L261 165H260ZM25 163V166L27 165V167L26 168H24L25 166L23 165ZM35 163V164H34ZM44 163V164H43ZM56 163H57V165H56ZM66 163V164H65ZM81 163V164H80ZM87 163H89V164H87ZM101 163V164H100ZM132 163V164H131ZM136 163V164H135ZM140 163V164H139ZM184 163H187L186 165L184 164ZM227 163H229L228 165H230V167H228L226 164ZM256 163V164H255ZM28 164H30V165H28ZM41 164V165H40ZM59 164H60V168L59 167H57V166H59ZM82 164H85L84 166H86V169L84 168V169H82L84 166L82 165ZM87 164V165H86ZM100 164V165H99ZM118 166H117V165ZM151 164H153L152 165V168H151ZM160 164V165H159ZM165 164V165H164ZM169 166H167V165ZM171 164V165H170ZM172 164H177V166H175L176 168H174V165H172ZM179 164V165H178ZM196 164V165H195ZM234 164H235V167L236 168H234ZM7 165V168L6 167H4V166H6ZM39 165V166H38ZM52 165H53V167H52ZM56 165V166H55ZM80 165V166H79ZM82 165V166H81ZM126 165V166H125ZM136 165V166H135ZM137 165H139V166H137ZM181 165V166H180ZM193 165V166H192ZM204 165H205V167H204ZM239 165V166H238ZM240 165H241V167H240ZM242 165L244 166V168H247L248 167V169L250 168V171L252 172L251 174L248 172L249 170L248 169H245L244 170V168L242 167ZM258 165L260 166V168L258 167ZM2 166V167H1ZM45 166H47L48 167V170H47V167H46V169H45ZM51 166V167H50ZM74 166V167H73ZM78 166V167H77ZM125 166V167H124ZM149 166V167H148ZM156 166V167H155ZM164 166V168H162ZM199 167V169H198V167ZM209 166V167H208ZM224 166V167H223ZM233 166V167H232ZM28 167H30V168H28ZM33 167V168H32ZM34 167H36V168H38V169H36V168H34ZM40 167H41V169H40ZM50 167V168H49ZM56 167V169H54ZM87 167H89V168H87ZM113 167H115V169L117 170H115ZM118 169H117V168ZM123 168V169H121V168ZM136 167V168H135ZM139 169H138V168ZM146 167V168H145ZM190 167V168H189ZM208 167V168H207ZM215 167V168H214ZM228 167V168H227ZM233 168V170H232V168ZM238 167L241 169H239V171L237 172V169H238ZM4 168V169H3ZM18 168H20V169H18ZM45 169L46 170V173L45 174H42V173H44L45 172V170L43 171V169ZM141 168L144 170V171H142L141 170ZM162 168V169H161ZM183 168V169H182ZM190 169V170H188V169ZM203 170H202V169ZM243 168V169H242ZM258 168V169H257ZM6 169V170H5ZM7 169H9V170H7ZM30 169V170H29ZM34 169V170H33ZM36 169V170H35ZM89 169V170H88ZM110 170V173L108 172L109 170ZM125 169V170H124ZM136 169V170H135ZM146 169V170H145ZM149 169V170H148ZM151 169V170H150ZM168 172H166L165 170ZM170 169V170H169ZM194 171H193V170ZM205 169V170H204ZM236 171H235V170ZM263 169H264V167H263ZM11 170H12V173H10L11 172ZM19 170H20V172H19ZM30 172H29V171ZM51 170H52V172H56V174H58V175H60V176H58V175H56L55 173H52L51 174ZM58 170H61V171H58ZM87 170V171H86ZM123 170V171H122ZM140 170V171H139ZM156 170V171H155ZM178 170V171H177ZM196 170H197V172H196ZM216 170H219L218 172L216 171ZM248 170V171H247ZM6 171V172H5ZM27 171V172H26ZM50 171V173H47V172H49ZM67 171V172H66ZM86 171V172H85ZM114 171V172H113ZM119 171V172H118ZM120 171H121V173H120ZM133 171H134V173H133ZM158 171L160 172V173H158ZM170 171V172H169ZM199 171H200V173H199ZM208 171V172H207ZM213 171V172H212ZM241 171V172H240ZM244 171H246V172H244ZM9 172V173H8ZM21 172H22V174H21ZM26 172V173H25ZM71 172V173H70ZM80 172H84L83 174L82 173H80ZM90 172V173H89ZM103 172L104 173V175L106 174V175H108V176H104L103 174H101V173ZM113 172V173H112ZM118 172V173H117ZM143 172H145L146 174H148V176L147 177H145L144 176V174L145 173H143ZM189 172V173H188ZM194 172V173H193ZM212 172V173H211ZM215 172V173H214ZM235 172H237L236 174H235V176H234V173ZM259 172V174H257ZM263 172V174H262V176L260 175L261 173ZM3 173V174H2ZM15 173H16V175H15ZM20 173V174H19ZM29 173H31V175L29 174ZM32 173H33V175H32ZM63 173V174H62ZM64 173H66V174H64ZM164 173V174H163ZM185 174L186 176H187V178H189V179H185V175H183V174ZM211 173V174H210ZM241 173V174H240ZM247 173V174H246ZM249 173V174H248ZM11 174H14V175H11ZM18 174V175H17ZM25 175V177H23L22 175ZM43 176H42V175ZM51 176H50V175ZM55 174V175H54ZM97 176H96V175ZM100 174H101V177H99L100 176ZM111 174V175H110ZM119 174V175H118ZM121 174V175H120ZM127 174V175H126ZM130 174V175H129ZM132 174V175H131ZM151 174V175H150ZM152 174L154 175V176H152ZM157 174H159V175H157ZM172 174L174 175V176H172ZM190 174H192V175H190ZM204 174H205V176H204ZM214 174V175H213ZM239 174H240V176H239ZM243 174V175H242ZM41 175V176H40ZM49 175V176H48ZM54 175V176H53ZM71 175V177H69ZM88 175H90V176H88ZM115 175V176H114ZM176 175H177V177H176ZM183 175V176H182ZM194 175H196V177L194 176ZM200 175V176H199ZM222 175V176H221ZM229 175V176H228ZM233 175V176H232ZM237 175H238V178H237ZM245 178V176L247 177H249V178H246V179H243V177ZM252 175H253V177L254 178H252ZM17 176H18V179H17ZM22 176V177H21ZM28 176V177H27ZM32 176H33V178H32ZM45 176H48V177H45ZM55 176L56 177H58V178H55ZM152 176V177H151ZM159 176V177H158ZM162 176V177H161ZM169 176V177H168ZM179 176V177H178ZM202 176V177H201ZM219 176H221V177H219ZM4 177H6V178H4ZM43 177V178H42ZM50 177H52V178H50ZM55 178V180H54V178ZM74 177H76V178H74ZM91 177V178H90ZM109 179H108V178ZM118 177V178H117ZM121 178V180H120V178ZM157 177V178H156ZM176 177V178H175ZM183 177V178H182ZM193 177H194V179H193ZM225 177V178H224ZM240 177V178H239ZM242 177V178H241ZM262 177V178H261ZM8 178V179H7ZM24 178L26 179L25 181H24ZM30 180H29V179ZM32 178V179H31ZM47 178V179H46ZM49 178H50V180H49ZM60 178V179H59ZM61 178H63V179H61ZM106 180H105V179ZM110 178L111 179H113V180H110ZM123 178V179H122ZM133 178V179H132ZM163 178V179H162ZM169 178V179H168ZM202 178V179H201ZM216 179V180H214V179ZM237 180H236V179ZM14 179V180H13ZM21 179V180H20ZM42 179H44V180H42ZM46 179V180H45ZM92 179V180H91ZM108 179V180H107ZM171 179V180H170ZM177 179V183H175V180ZM219 179V181L217 182V180ZM225 179V180H224ZM234 179V180H233ZM240 179H241V181H243L244 182V184H245V186H244V189H243V182H241L240 181ZM248 179V180H247ZM28 180H29V182L32 180H36V183H37V185H35V182L33 181V183H34V186L32 187L31 186V184H32V182H30V184L28 185ZM57 180H58V182H60L61 180H63L64 181V183H63V181H62V184L61 183H59V185L60 186H56L57 185ZM60 180V181H59ZM76 180V181H75ZM94 180H95V182H94ZM116 180V181H115ZM117 180H119V181H117ZM123 180V181H122ZM144 180V181H143ZM162 180V181H161ZM168 180V181H167ZM172 180H173V182H172ZM181 182H180V181ZM186 180V181H185ZM187 180H189V181H187ZM193 180H194V182H193ZM198 180V181H197ZM212 180V181H211ZM229 180V181H228ZM233 180V181H232ZM245 180H247L246 181V183H245ZM5 181V182H4ZM7 181H8V184H7ZM19 181V182H18ZM21 181V182H20ZM38 181V182H37ZM44 181V182H43ZM66 181V182H65ZM73 181V182H72ZM109 181H112V182H109ZM115 181V182H114ZM124 181H125V183H124ZM152 181V182H151ZM166 181V182H165ZM185 181V182H184ZM194 184V186H195V184L197 185V187L195 186H193V184L191 183V182ZM201 181H203V182H201ZM210 181V182H209ZM236 181H238V182H236ZM254 181V183H252ZM257 181V182H256ZM18 182V183H17ZM93 182V183H92ZM105 182V183H104ZM106 182H108V183H106ZM165 183V185H164V183ZM168 182V183H167ZM187 182H189L190 183V185L187 183ZM198 182V183H197ZM201 184H200V183ZM213 182V183H212ZM216 182H217V184H219V188H220V186H221V188H223L224 189V191H225V193H226V196L229 198V201H228V199H227V202L229 203H226L225 205H223L220 209H217L216 211H217V217H222V218H218L217 219V221L216 222H214L212 225H206V223L204 222L205 220H202V218H204V217H206L205 216V211H207V208H208V206L209 205H211L212 204V201H211V198H210V196L213 194V190L215 191V189H218V186H217V184H216ZM226 182V183H225ZM239 182H240V184H239ZM17 183V184H16ZM44 183V184H43ZM70 183V184H69ZM115 183V184H114ZM121 183V184H120ZM127 183V184H126ZM150 183H155V185H156V190H155V188H151V187H148L149 186V184ZM176 184V185H174V186H176V187H174L173 186V184ZM235 184V186H234V184ZM6 184V185H5ZM40 184V185H39ZM48 184V185H47ZM53 184L57 187H55L54 186V188L53 187H51V186H53ZM75 184V185H74ZM93 184V185H92ZM162 184V185H161ZM172 184V185H171ZM190 186V188L187 186ZM227 184L229 185V186H231L230 188H229V186H227ZM239 184V185H238ZM262 184V185H261ZM5 187H4V186ZM25 187V188H22L23 186ZM38 185H39V189H37V187H38ZM50 185V186H49ZM61 185L62 186H64V187H61ZM122 185V186H121ZM124 185V186H123ZM185 185V186H184ZM192 185V186H191ZM199 185V186H198ZM201 185H202V187H201ZM242 185V186H241ZM250 185V186H249ZM256 185V187H254ZM257 185H258V187H257ZM11 186H13L12 188H11ZM15 186L17 187V188H15ZM22 186V187H21ZM36 186V187H35ZM42 186H44V187H46L47 186V191L48 190H50L49 192H50V195H49V192H47L46 191V189L45 190H43L42 188ZM69 186V187H68ZM216 186V187H215ZM240 186V187H239ZM249 188H248V187ZM8 187V188H7ZM42 187V188H41ZM50 187V188H49ZM59 187V188H58ZM60 187H61V190H60ZM179 187V188H178ZM186 187H188V188H186ZM191 187H193V188H191ZM233 187V188H232ZM262 187H263V189H262ZM5 188V189H4ZM7 188V189H6ZM15 188V189H14ZM20 188V189H19ZM22 188V189H21ZM36 188V189H35ZM49 188V189H48ZM64 188V192L62 191V189ZM247 188L249 189V190H247ZM9 189H11V190H9ZM12 189H14V190H12ZM26 189V191H24ZM28 189H30L31 191H32V193L34 194V195H32L31 194V192H30V190H29V192H28ZM34 189V190H33ZM43 190V192H41L42 190ZM53 189L54 190H56V191H53ZM191 191H190V190ZM193 189V190H192ZM197 190V194H193V193H196L195 191ZM200 189V190H199ZM234 189H236V192H235V190ZM241 189H243L244 190V196L242 197H240L239 195H243V190H241ZM246 189V190H245ZM250 189H251V191H250ZM254 189V190H253ZM2 190V191H1ZM5 192H4V191ZM9 190V191H8ZM38 190V191H37ZM39 190H41V191H39ZM153 190H155V192L153 191ZM205 190V191H204ZM232 190H234L233 192H232ZM11 191V192H10ZM19 191H22L23 192V194H22V192L20 193ZM34 191V192H33ZM36 191V192H35ZM194 191V192H193ZM203 191V192H202ZM207 191V192H206ZM245 191H247V193H248V195L247 194H245L246 192ZM259 191V192H258ZM17 192V193H16ZM25 192V193H24ZM40 193V198H39V196H37V195H39V193ZM191 192H192V194H191ZM238 192V193H237ZM255 193V195H254V193ZM155 194V195H153V194ZM235 195H234V194ZM7 194H9V195H7ZM44 194H46V198L44 197ZM47 194H48V197H47ZM53 194V195H52ZM228 194V195H227ZM231 194H232V196H233V198L231 197ZM14 195H18V197H14ZM198 195H199V197H198ZM247 195V196H246ZM249 195H250V197H249ZM251 195H253L252 197H251ZM6 196H8V197H6ZM9 196H11V197H13V198H11V197H9ZM22 196H24V198H27V199H25V200H23V197ZM196 196V197H195ZM230 196V197H229ZM235 196V197H234ZM238 196V197H237ZM254 196H256V197H254ZM22 197V199L21 200H23V201H21L19 198H21ZM43 197V198H42ZM57 197V198H56ZM179 197V198H178ZM186 197V198H185ZM237 197V198H236ZM245 197H248V199L247 198H245ZM255 199H254V198ZM10 198V200H12V202L13 203H15V204H12V203H9V200H7V199H9ZM16 198H17V200H16ZM30 198V199H29ZM32 198V199H31ZM36 198H38V200H36ZM237 199V200H235V199ZM242 198H245V199H242ZM2 199V200H1ZM15 199V200H14ZM18 199H19V201H18ZM35 199V200H34ZM43 199H45V200H43ZM50 201H49V200ZM181 199V200H180ZM232 199V200H231ZM241 200V202H240V200ZM250 199V200H249ZM253 199V200H252ZM5 200H7V203L9 204H7L6 202H5ZM28 200V201H27ZM48 200V201H47ZM183 200V201H182ZM202 200V201H201ZM249 200V201H248ZM263 200V201H262ZM25 201H27V202H25ZM35 201V202H34ZM45 201V202H44ZM51 201H52V203H51ZM233 201H235L234 202V206L232 205H230V203L232 204L233 203ZM244 201H246V203H245V206H247V208L249 209V213H251V215L249 214H247L248 213V209H246V207L244 206ZM254 201V202H253ZM5 202V203H4ZM11 202V201H10ZM21 204H20V203ZM33 202V203H32ZM181 202L184 204V207H182V206H180L181 205ZM253 202V203H252ZM26 203H27V205H26ZM49 203V204H48ZM207 203V204H206ZM248 203H250V204H248ZM259 203V204H258ZM30 204V205H29ZM41 204V205H40ZM46 204H48V205H46ZM182 204V205H183ZM241 204H243L242 205V207H241ZM251 204H252V206H251ZM255 204H257L256 205V207H255ZM8 205V206H7ZM13 205H14V207H13ZM40 207H42L43 209H44V212L42 213L41 211H43V210H40V209H42V208H39V206ZM18 206V207H20V208H16V207ZM24 208H22V207ZM26 206V207H25ZM35 207V208H33V207ZM224 206H226V207H224ZM229 206H231L230 207V209L228 208ZM241 208V210H240V208ZM250 206L252 207V208H250ZM45 207V208H44ZM182 207V208H181ZM245 207V208H244ZM260 207V208H259ZM10 208V209H9ZM12 208H13V210H12ZM185 208V209H184ZM223 208V209H222ZM225 208H227V210L225 209ZM235 208H237L238 209V212L240 213V211L243 213V211H244V213L246 212L245 210H247V212L245 213V214H238L239 216H242V215H245V216H242V217H239V216H237L236 217V214H234V213H237L236 211H237V209H235ZM242 208H244V209H242ZM17 209V211H15ZM28 209L30 210V211H28ZM31 209H32V211H34V212H32L31 211ZM35 209V210H34ZM37 209V210H36ZM39 209V210H38ZM181 209H184V210H181ZM11 210V211H10ZM22 211V212H19V211ZM23 210H25V212H27V214L25 215V212H23ZM221 210V211H220ZM260 210V211H259ZM15 212V214L13 213V212ZM37 211V212H36ZM182 211H184L183 213H182ZM204 211V212H203ZM215 211V212H216ZM225 211V212H224ZM228 211V212H227ZM235 211V212H234ZM251 211V212H250ZM7 212V213H6ZM12 212V213H11ZM19 212V213H18ZM223 214H222V213ZM234 212V213H233ZM5 213V214H4ZM40 213V215L37 217V215ZM42 213V214H41ZM257 213V214H256ZM22 215V216H24V217H22V216H20V215ZM32 214V215H31ZM201 216H200V215ZM204 214V215H203ZM224 214H225V216H224ZM11 215H13L12 217H11ZM14 215H15V217H14ZM19 215V216H18ZM235 217H234V216ZM260 215V216H259ZM9 218H8V217ZM16 216H17V218H16ZM26 216H28V218L26 217ZM32 216H36V217H32ZM41 216V217H40ZM110 216V217H109ZM258 216V217H257ZM3 217H5V219L3 218ZM26 217V218H25ZM31 219H30V218ZM232 217H234V219L232 218ZM248 217H249V219H248ZM11 218H12V220H11ZM224 218V219H223ZM228 218H230V220L228 219ZM237 218V219H236ZM238 218H240V219H238ZM257 218V219H256ZM262 218V219H261ZM13 219H15V220H13ZM16 219H17V221H16ZM19 219H20V221H19ZM205 219V218H204ZM235 219H236V222H235ZM248 219V220H247ZM2 220V221H1ZM25 220H26V222H25ZM226 221V223H225V221ZM233 220H234V222H233ZM240 220V221H239ZM243 220V221H242ZM245 220V221H244ZM247 220V221H246ZM255 220H257V223H255L256 221ZM10 223H8V222ZM20 222V224H25L24 226H25V228H24V230H22L23 229V227L22 226H20V224H19V222ZM25 223H24V222ZM29 223H28V222ZM33 221V222H32ZM200 221V222H199ZM223 221V222H222ZM232 221V222H231ZM239 221V222H238ZM254 221V222H253ZM15 222H18V224L17 223H15ZM30 222H32V223H30ZM194 222H197V223H194ZM229 222V223H228ZM242 222V223H241ZM2 223H0V226H1V224ZM5 223V224H4ZM194 223L195 224V226L193 227V225L192 224ZM198 223L200 224V225H198ZM238 223H241V224H239L240 225V227H242V228H240L239 227V225H238ZM247 223V224H246ZM12 224H15L16 226L17 225H19L20 227H21V229H20V235L22 234V237H21V239L20 238H18V240H19V242H21L20 244H19V242H16V240H17V237H20V235L18 236V234H19V231H17L18 230V228H20V227H18L17 228V230H15V226L14 225H12ZM30 224H31V226H30ZM224 224V225H223ZM229 224V225H228ZM253 224L255 225V226H257V227H255V226H253ZM26 225H28V226H26ZM192 225V226H191ZM201 225H202V227H201ZM259 225V226H258ZM263 227H262V226ZM7 226V227H6ZM14 226V227H13ZM9 227V228H8ZM29 227V228H28ZM254 227V228H253ZM259 227H261V229H259ZM31 228H34V230H33V232H32V230H31ZM193 228V229H192ZM236 228V229H235ZM237 228H238V231H237ZM258 228V229H257ZM8 229V230H7ZM10 229V230H9ZM11 229L12 230H14V231H11ZM204 229V230H203ZM227 229V230H226ZM230 229V230H229ZM242 229V230H241ZM191 230V231H190ZM223 232H222V231ZM226 230V231H225ZM231 230H233L232 232H233V234L235 235H233L234 237H232V236H230V232H231ZM240 230H241V232H240ZM260 230V231H259ZM30 231H31V233H30ZM203 231V232H202ZM256 233H255V232ZM5 232H8V234L10 233V232H15V233H10L9 235L8 234H6ZM231 232V233H232ZM234 232H237V233H234ZM17 233V235L15 236L16 237V240H13V238H14V236H12L13 234H16ZM33 233V234H32ZM191 233H194V238H192L193 237V234H191L192 235V237H191V235L190 234ZM223 233H225V234H223ZM229 233V234H228ZM241 235H240V234ZM260 233V234H259ZM263 233V234H262ZM29 234V235H28ZM32 234V235H31ZM199 234V235H198ZM237 234H239V235H237ZM23 235H25V236H23ZM28 235V236H27ZM31 235V237H30V240H28L27 241V239H29L28 237ZM190 235V236H189ZM198 237H197V236ZM237 235V236H236ZM253 235V236H252ZM2 236V237H1ZM6 236L8 237H13L12 238V241L10 240L11 238H6ZM222 236H225L224 238L222 237ZM251 236L253 237V238H251ZM3 237H5V240H4V242L2 241L4 238ZM27 237V238H26ZM237 237V238H236ZM254 237H258V240L259 241H257V239L256 238H254ZM261 237V238H260ZM263 237V238H262ZM3 238V239H2ZM227 238V240H229V242L227 241V240H225V241H223L224 239H226ZM230 238H231V240H230ZM236 238V240H234ZM26 239V240H25ZM194 239V240H193ZM255 239H256V241H255ZM9 240L11 241V242H9ZM17 240V241H18ZM192 240V241H191ZM223 241V242H222ZM253 241V242H252ZM3 242V243H2ZM7 242H9V243H11L12 245H8V243ZM27 242V243H26ZM227 242V243H226ZM234 242V243H233ZM236 242V243H235ZM255 242V243H254ZM17 244V247H15V245ZM26 243V244H25ZM29 243V244H28ZM230 243V244H229ZM32 244V245H31ZM193 244V245H192ZM227 244V245H226ZM7 245H8V247H7ZM20 245H22V246H20ZM28 245V246H27ZM94 247H93V246ZM229 245H230V247H229ZM13 247V249H12V247ZM18 246H20V248L18 247ZM31 247V249H30V247ZM224 246H226V248L224 247ZM228 246V247H227ZM234 246V247H233ZM236 246H238V247H236ZM249 246V247H248ZM261 246H263L262 248H261ZM33 247V248H32ZM260 247V248H259ZM1 248V247H0ZM8 248V250L6 251V249ZM18 248L20 249V250H18ZM24 248H25V250H24ZM93 248V249H92ZM223 248H225V250H226V252H224L225 250L223 249ZM249 248H251V249H249ZM254 248H255V250H254ZM27 249H29V250H27ZM41 250V254H40V250ZM238 249V250H237ZM257 249V250H256ZM262 249V252H260V250ZM11 252H10V251ZM17 252V250H18V253H19V255H18V253H15V251ZM27 250V251H26ZM35 250V251H34ZM232 250V251H231ZM247 250V251H246ZM250 250V251H249ZM15 253V255H16V259H15V255H14V253ZM29 251V252H28ZM258 253H257V252ZM6 252H9V254L8 253H6ZM22 252V253H21ZM24 252V253H23ZM26 252V253H25ZM32 252V253H31ZM34 252V253H33ZM231 252V253H230ZM238 252V253H237ZM249 252V253H248ZM252 252H254L253 254H252ZM234 253H235V255H234ZM237 253V254H236ZM263 253V254H262ZM6 254H8V255H10L9 257H7V255ZM24 255V256H22V255ZM40 254V255H39ZM246 254H249V255H246ZM12 255V256H11ZM26 255V256H25ZM28 255L30 256V257H28ZM32 255V256H31ZM232 255V256H231ZM233 255H234V258H233V260H232V257H233ZM253 255V256H252ZM4 256V257H3ZM6 256V257H5ZM18 256V257H17ZM38 256L40 257V256H42V257H40V258H38ZM241 256V257H240ZM250 258H249V257ZM254 256H258L259 258H253ZM261 256V257H260ZM12 257V258H11ZM225 259H224V258ZM239 257H240V259H239ZM246 257V258H245ZM248 257V258H247ZM7 258V259H6ZM9 258H10V260H9ZM26 258H29V259H26ZM143 258H144V260H143ZM252 258V259H251ZM101 259V260H100ZM248 261H247V260ZM252 261H251V260ZM255 259V260H254ZM257 259H259V261H257ZM6 260L8 261V262H6ZM229 260H231V262H229ZM246 260V261H245ZM249 260H250V262H249ZM262 260V261H261ZM13 261H15V262H13ZM243 261H245V262H243ZM255 261H257V262H255ZM6 262V263H5ZM236 262V263H235ZM238 262H240V263H238Z\"/></svg>", "mask_w": 264, "mask_h": 264}, {"label": "bare ground", "instance_id": "6f19581e", "mask_svg": "<svg viewBox=\"0 0 264 264\" xmlns=\"http://www.w3.org/2000/svg\"><path fill=\"white\" fill-rule=\"evenodd\" d=\"M90 1L92 2V0H41V3H40V1H39V3H40V5L38 4L37 5V0H34V2H36V8L35 7H33L34 8V14H33V16L30 14L32 11H30V15L32 16V17H34V15H36V14H38V17H37V23H35V22H33L32 21V23H31V26H34V31H31V32H33V33H31L33 36H35V38H32V39H34V44L36 45V46H38L37 48H39L41 51H45V53H47V54H52V55H54L55 53V51H53L52 49H54V46L56 45V40L59 38V36H60V34L61 33H63L64 32V34H65V30H71L73 27V31L75 32V25H76V19L78 18V16L79 17H81L82 16V10L83 9H85V7H87L88 5L90 6ZM111 1H113V0H110V2ZM116 1V0H115ZM162 1V0H161ZM168 1V0H167ZM179 1V0H178ZM103 2H104V0H103ZM114 2V1H113ZM117 2V1H116ZM125 2H127V1H125ZM125 2H124V4H125ZM145 0H131V2L130 3H132V6L134 7V9L132 10L133 11V15L131 14V20H132V17H133V20L132 21H137V20H142V18L143 19H145L146 17L148 18L149 17V21L147 20L146 22H149L148 24H149V27H148V33H145L144 32V30H142L141 29V26L140 25H138V24H135V27H134V29L133 30H128V32L130 31L131 32V34L130 35H126V34H128V33H126L125 35H123L124 33H121V31H122V29H123V31H124V29L126 28V27H124V28H122L121 26V28L122 29H119L118 28V24L112 19V18H110V17H108V18H106V17H104V18H106L104 21H103V23H100V22H102L101 20L102 19H99V18H97L100 22V24L99 23H97L98 22V20L96 19H94L95 21H96V26H98V24L100 25V27H101V30H103L104 31V35H106V37L108 38V40L110 41V45L112 44L113 45V47H114V45H116V47L118 48V50H120V49H122L121 47L123 46V44H125V43H127V45L128 44H134V45H136L137 47H136V51H137V54H136V58L134 57V59H133V62H131V63H133L131 66H134L135 67V70L137 71H143L142 73H144V74H148V73H146L147 71H148V69L149 68H152V67H154L155 68V66H153L152 65V67H149V65L151 64H149V60H148V58L152 55V54H154V53H156V52H154V53H150L149 54V52H151V51H153L152 49H151V47H154L155 46V43H150V44H148L147 43V40H150V39H153V38H155L156 37V39L158 38V40H157V42L156 41H154V42H156V44L158 45V44H160V43H167L168 42V44L170 43L171 44V46H173V47H171V49H172V51H173V54L171 55V57H172V59L173 60H177V59H179L180 58V62H179V68L180 69H183L184 70V68H185V66H186V58L188 59V57H184V54H181V53H179V52H177L176 51V46H175V44H176V38L178 37V34L180 35V29H176V27H175V24L173 23V21H172V16L170 15V13L168 12V10L164 7V5L165 4H161L160 5V3H164V2H160V1H158V2H160V3H158L159 4V6H157V4H155L153 7H151V9L150 10H146L145 9V6L147 5H145ZM154 2V1H153ZM180 2V1H179ZM184 3L185 5H186V7H187V14H189L190 15V17L189 18H187V19H189V20H187V21H191L192 19H193V21L194 20H196L197 22L199 21V23L201 22V24L204 26L206 23H207V19L206 18H211L212 19V16L213 17H215V15L216 16H220V18H222V20H224V18L226 19V21L227 22H229V25H230V27H232L234 30L233 31H231L230 32V30L229 29H227V27L229 26V25H227V27L226 28H224L225 30H224V36L225 37H223L222 39H219L218 37L216 38V39H219V41L218 40H216V42H205L204 44L203 43H200V45L201 44H203L201 47H200V49H198L199 51L197 52L198 53V57L195 59L194 58V61H193V68L195 67V68H197V74H196V79L193 81V83H192V85H189L190 86V89L191 90H189V86H188V84H186V82H184V84H186L187 85V88H188V92L187 93H183V95H184V99L183 100H186L187 101V105H188V110H186L185 112V114H184V112H183V110L181 109V107L182 106H179V101L178 100H175V102H174V104H173V107H171V108H167L168 106L166 105V106H164V105H162V106H164V107H166L167 109H168V111L165 113V114H163V115H161V114H159V115H161V116H159V118H158V116H157V110H155V111H157L156 112V116H157V119L155 118H153V117H150V116H148L147 115V112L145 113H140L141 115H140V117L137 119H133L132 121H131V124H130V127H132V129L133 130H138V132L139 131H147V133H149L150 134V136L154 139V140H156V139H158L159 137H163V133L165 134V132L164 131H166V130H169L170 128L171 129H181V130H184L185 129V127H187L186 125H188L189 123H191V121L187 124V122L190 120V118H192V117H196V119H198V117L197 116H199V118H200V115H202L204 112H205V105H203V97L207 94V92L209 91V90H211V88L212 87H214L213 85H214V72H215V66H216V50L219 48V47H224L225 45V40L226 39H228L230 36H235L237 39V42L239 43L238 45H240V44H248L252 49H254V51H256V53H258V54H263L264 53V51L263 52H261L262 50H263V48H264V0H181V3ZM27 3H29V2H27V0H0V20H2L1 18L2 17H4L5 16V13H8V9H13V11L16 13H18V14H22L24 11H26L27 9H25V7L27 6L28 8L29 7H31V6H29V4L27 5ZM92 3H94V2H92ZM97 3V2H96ZM100 3H102V0H101V2ZM112 3V2H111ZM120 3H122L121 1H120ZM34 4V3H33ZM98 4H99V2H98ZM105 4V3H104ZM107 5H108V0H107V3H106ZM124 4H123V6H124ZM100 5V4H99ZM93 7H94V5H92ZM111 6H113V5H111ZM125 6H126V4H125ZM129 6H131V4L129 5ZM168 6V5H167ZM184 6V5H183ZM97 7V6H96ZM115 7V6H114ZM120 7H122V5L120 6ZM147 7V6H146ZM88 8V7H87ZM87 8H86V10H87ZM90 9H91V7H89ZM107 8V7H106ZM105 8V9H106ZM124 8V7H123ZM168 8V7H167ZM29 9H31V8H29ZM39 9H41L40 10V12L38 11ZM96 9V8H95ZM103 9V8H102ZM102 9H100V10H102ZM130 9V8H129ZM144 9L146 10V11H148V14L147 13H145V14H147L146 16H144L143 17V11H144ZM92 10V9H91ZM97 10V9H96ZM127 11H128V8L126 9ZM103 11H104V9H103ZM140 11H141V13L142 14H140ZM146 11H144V12H146ZM28 12V11H27ZM43 12H45V14H43ZM88 12V11H87ZM91 12V11H90ZM97 12V11H96ZM95 12V13H96ZM105 12V11H104ZM10 13H11V11H10ZM85 13V12H84ZM92 13V12H91ZM94 13V12H93ZM101 13H102V11H101ZM100 13V14H101ZM107 12H105L104 14H106ZM109 13V12H108ZM107 13V14H108ZM111 13V12H110ZM118 13V12H117ZM125 13V12H124ZM25 13H23V15H24ZM88 13H86V15H87ZM113 14V13H112ZM116 14V13H115ZM122 14V13H121ZM141 15V17H139V19H138V15ZM85 15V16H86ZM118 15L119 14H117L116 15V17H118ZM130 15V14H129ZM128 15V16H129ZM139 15V16H140ZM24 16H26V15H24ZM84 16V17H85ZM103 16V15H102ZM109 16H111V15H109ZM114 16V15H113ZM112 16V17H113ZM119 16H121V15H119ZM186 16V15H185ZM188 16V15H187ZM88 17H90V14H88ZM87 17V18H88ZM93 16H92V14H91V19H93L92 18ZM100 17V16H99ZM123 17H125V16H123ZM184 17V16H183ZM5 18V17H4ZM31 18V17H30ZM35 18H36V16H35ZM102 18V17H101ZM121 18V17H120ZM128 18V17H127ZM130 18V17H129ZM179 18V17H178ZM190 18H192L191 20H190ZM27 19H29L28 17H27ZM80 19V18H79ZM79 19H77V20H79ZM88 19H90V18H88ZM114 19L115 20H117L116 18H115V16H114ZM124 19H126V18H124ZM214 19V18H213ZM212 19V20H213ZM8 19H6V21H7ZM32 20V19H31ZM30 20V21H31ZM35 20V19H34ZM81 20V19H80ZM79 20V21H80ZM84 20V19H83ZM121 20H122V18H121ZM127 20H129V19H127ZM221 20V21H222ZM4 21V20H3ZM5 21V22H6ZM28 21V20H27ZM85 21H88V20H85ZM95 21H94V23H95ZM126 21V20H125ZM179 21V20H178ZM220 21V22H221ZM29 22V21H28ZM80 22H82V24H84L83 22L84 21H80ZM93 22V21H92ZM120 22V21H119ZM139 22H141V21H139ZM138 22V23H139ZM145 22V21H144ZM183 23V20H181L180 21V23ZM224 22V21H223ZM222 22V23H223ZM4 23V22H3ZM78 23V22H77ZM88 23V22H87ZM90 23V22H89ZM89 23H88V25H86L85 27H88L89 26ZM121 23H122V25L124 24V22L123 21H121ZM192 23V22H191ZM194 23H196L195 21H194ZM198 23V24H199ZM216 23V22H215ZM226 23V22H225ZM6 24H7V22H6ZM28 24V23H27ZM78 24H80V23H78ZM129 24H131V23H129ZM140 24V23H139ZM142 24V23H141ZM147 24V23H146ZM145 24V25H146ZM197 24V23H196ZM201 24H200V26H201ZM211 24V23H210ZM228 24V23H227ZM2 26H1V28H0V30L2 29V27H4L3 26V24H1ZM91 25V24H90ZM95 25H94V27H95ZM124 25H126V23L124 24ZM133 25V24H132ZM131 25V26H132ZM195 25V24H194ZM193 25V26H194ZM208 25H209V23H208ZM218 24H216L215 26H217ZM219 25H220V23H219ZM8 26V25H7ZM31 26H28V27H31ZM58 26H59V28H58ZM148 25H146L145 27H147ZM182 26V25H181ZM5 27H6V25H5ZM5 27L3 28V29H5ZM83 27V26H82ZM85 27H84V29H85ZM92 27V26H91ZM93 27V28H94ZM195 27H197V26H195ZM202 27V26H201ZM205 27V26H204ZM209 27H211V26H209ZM229 27V28H230ZM78 28H80V25H79V27ZM127 28H128V26H127ZM177 28H179V27H177ZM180 28H182L183 29V26L182 27H180ZM29 29V28H28ZM30 29H32V28H30ZM56 29H59V30H56ZM75 29V30H74ZM81 29V28H80ZM79 29V30H80ZM83 29V30H84ZM87 29V34L89 33V31L91 30V29H89L88 30V28H86ZM86 29H85V31H86ZM94 29H96V28H94ZM100 29V28H99ZM130 29V28H129ZM147 29V28H146ZM156 30V29H158V31H160L162 34V36L161 35H158V34H156L158 31H155L156 33H154V32H152V30ZM206 29V28H205ZM211 29V28H210ZM217 29V28H216ZM223 29V28H222ZM227 29V30H226ZM231 29V28H230ZM7 30V29H6ZM54 30H56L57 32H55ZM203 30H204V28H203ZM207 30V29H206ZM212 30V29H211ZM211 30H209V31H211ZM4 31V30H3ZM9 31V30H8ZM72 31V30H71ZM81 31V30H80ZM84 31V32H85ZM99 31V30H98ZM122 31V32H123ZM126 31V30H125ZM176 31H179V33L177 34V32ZM220 31H222V30H220ZM30 32V31H29ZM83 32V31H82ZM93 32V31H92ZM92 32H90L91 34H92ZM101 33H102V31H100ZM160 32H158V33H160ZM204 32H205V30H204ZM9 33L10 32H8V35H9ZM68 33H70V34H72L71 32H68ZM77 33V32H76ZM80 33V32H79ZM78 33V34H79ZM98 33V32H97ZM181 33H182V31H181ZM206 33V32H205ZM221 33V32H220ZM12 34V33H11ZM63 34V35H64ZM74 34V33H73ZM78 34H75L74 36H77ZM84 34V33H83ZM82 34V35H83ZM93 34H96V32L95 33H93ZM3 35V34H2ZM5 35V34H4ZM3 35V36H4ZM32 35L30 36V37H32ZM66 35V34H65ZM69 35V34H68ZM68 35H67V37H68ZM79 35H81V34H79ZM78 35V36H79ZM81 35V36H82ZM102 35H103V33H102ZM193 35V34H192ZM202 35V34H201ZM205 35H207V34H205ZM212 35V34H211ZM219 35V34H218ZM217 35V36H218ZM28 36V37H29ZM62 36V35H61ZM73 36V35H72ZM74 36H73V38H74ZM85 36H87V35H85ZM92 36V35H91ZM90 36V37H91ZM94 36V35H93ZM98 36V35H97ZM195 37H196V39L197 38H199V37H197V36H199V35H194ZM215 36V35H214ZM24 37V36H23ZM29 37V38H30ZM65 37V36H64ZM71 37V36H70ZM83 37V36H82ZM82 37H81V39H82ZM88 37V36H87ZM105 37V36H104ZM180 37V36H179ZM194 37V38H195ZM27 38V37H26ZM76 38V37H75ZM78 38V37H77ZM93 38V37H92ZM100 38H101V36H100ZM180 38H182V36L180 37ZM209 38H211V37H209ZM215 38V37H214ZM6 39V38H5ZM10 39V38H9ZM14 39H16V38H14ZM60 39V38H59ZM62 40H63V38H61ZM72 39V38H71ZM84 39V38H83ZM88 39V38H87ZM90 39V38H89ZM98 39V38H97ZM102 39H103V36H102ZM178 39V38H177ZM3 40H4V38H3ZM29 40H31V38L29 39ZM66 40H69L68 38H66ZM65 40V41H66ZM74 40V39H73ZM76 40H78V39H76ZM100 40V39H99ZM107 40V41H108ZM155 40V39H154ZM180 40V39H179ZM179 40H177V41H179ZM5 41V40H4ZM10 41H12V40H10ZM15 41V40H14ZM33 41V40H32ZM60 41V40H59ZM79 41H81V40H79ZM78 41V42H79ZM87 40L85 39V42H86ZM95 41V40H94ZM153 41V40H152ZM197 41V40H196ZM231 41H233V38H232V40ZM74 42V41H73ZM72 42V43H73ZM75 42H77V41H75ZM77 42V43H78ZM96 42H98V41H96ZM201 42V41H200ZM204 42V41H203ZM1 43H3V42H0V44ZM9 43V42H8ZM18 43V42H17ZM59 43V42H58ZM69 43H70V41H69ZM69 43H67L68 45H69ZM81 43H84V40H83V42L81 41ZM89 43L91 44L92 43V41H91V39L89 40ZM100 43V42H99ZM178 43V42H177ZM25 44V43H24ZM23 44V45H24ZM60 44H61V42H60ZM65 44H66V42H65ZM64 44V45H65ZM66 44V45H67ZM89 44V45H90ZM104 44H107L106 42H104ZM167 44V45H168ZM169 44V45H170ZM227 44H229V43H227ZM237 44V43H236ZM4 46H5V43L3 44ZM7 45V44H6ZM10 45V44H9ZM14 45H16V43L14 44ZM14 45H12V43H11V45H10V47L11 46H13V47H15ZM26 45H28L27 43H26ZM35 45H34V48H35ZM65 45V46H66ZM67 45V46H68ZM73 45V44H72ZM80 45V44H79ZM78 45V46H79ZM88 45V46H89ZM95 45V44H94ZM98 45H100V44H98ZM133 45V46H134ZM156 45V46H157ZM197 45H199V43L197 44ZM230 45V44H229ZM32 46V45H31ZM57 46H58V44H57ZM60 47L62 46V45H59ZM75 46L76 47H78L77 46V44H75ZM81 46V45H80ZM84 46V45H83ZM87 46V47H88ZM91 46H92V44H91ZM97 46V45H96ZM96 46H94L95 48H96ZM103 46V45H102ZM107 46V45H106ZM125 47H126V45H124ZM241 46V45H240ZM16 47H18L17 45H16ZM60 47H55V50L57 51V49L59 48V50H60ZM69 47H72V46H69ZM68 47V48H69ZM76 47H74L75 49H76ZM87 47H86V49H87ZM93 47V48H94ZM98 47V46H97ZM109 47V46H108ZM111 48H112V46H110ZM115 47V48H116ZM129 47H130V45H129ZM161 47V46H160ZM196 47H198V46H196ZM222 47V48H223ZM3 48V47H2ZM57 48V49H56ZM61 48H64V46L63 47H61ZM74 48H72V49H74ZM89 48V47H88ZM103 49V47H100V49ZM116 48V49H117ZM127 48V47H126ZM156 48V47H155ZM221 48V49H222ZM226 46H225V49L224 50H226ZM230 48V47H229ZM246 48V47H245ZM249 48V47H248ZM250 48V49H251ZM6 49H10L9 48V46L6 48ZM5 49V50H6ZM18 49V48H17ZM26 49V48H25ZM29 50H30V48H28ZM71 49V48H70ZM78 49V48H77ZM82 49H85V48H82ZM99 49V50H100ZM109 49V48H108ZM115 49V50H116ZM131 49H132V47L129 49V51H131ZM149 49H151V51L149 50ZM158 49V48H157ZM238 49V48H237ZM1 50V49H0ZM5 50H4V52H5ZM16 50V49H15ZM20 50V49H19ZM28 50V51H29ZM64 49H62L61 51H63ZM68 50V49H67ZM80 50V49H79ZM104 50H107V49H103V51ZM112 50H114V49H112ZM126 50H128V48L126 49ZM159 50H161L160 48H159ZM158 50V51H159ZM163 50V49H162ZM161 50V51H162ZM169 50V49H168ZM224 50H222V51H224ZM233 50V49H232ZM239 50V49H238ZM241 50V49H240ZM22 51V50H21ZM65 51V50H64ZM63 51V52H64ZM72 51V50H71ZM71 51H69V52H71ZM93 51V49L91 48V52ZM103 51H101V52H103ZM107 51H109V50H107ZM123 51H124V49H123ZM123 51L121 50V53H122V55H123ZM134 51V50H133ZM149 51V52H148ZM154 51H156V49L154 50ZM188 51H190L191 52V50H188ZM187 51V53L189 54V52ZM196 51H197V49H196ZM218 51V50H217ZM243 51V50H242ZM251 51V50H250ZM253 51V50H252ZM10 52V51H9ZM11 52H13V54H15L16 53V51H15V53H14V51L13 50H11ZM30 53H32L31 51H29ZM35 52V54H36V51H34ZM33 52V53H34ZM73 52V51H72ZM71 52V53H72ZM80 52V51H79ZM82 52V51H81ZM110 52H113V54H114V51H110ZM135 52V51H134ZM163 52V51H162ZM228 52V51H227ZM261 52V53H260ZM0 53H1V51H0ZM6 53H8L7 51H6ZM17 53H19V52H17ZM39 53V52H38ZM45 53H44V55H45ZM71 53H70V55H71ZM74 53H76V51L74 52ZM126 52H124V54H125ZM131 53V52H130ZM158 53V52H157ZM223 53V52H222ZM229 53V52H228ZM245 53V52H244ZM252 53V52H251ZM12 54V53H11ZM60 54H61V52H60ZM67 54H69L68 52H67ZM66 54V55H67ZM92 54V53H91ZM94 54V53H93ZM98 54V53H97ZM100 54V53H99ZM102 54V53H101ZM107 54H109V53H107ZM116 54V53H115ZM115 54H114V56H115ZM167 54H168V52H167ZM187 54V55H188ZM247 54V53H246ZM4 55H5V53H4ZM20 55V54H19ZM24 55V54H23ZM41 55V54H40ZM77 55V54H76ZM86 55H88V53L86 54ZM104 55H106L105 53H104ZM104 55H102V56H104ZM119 55H120V53H119ZM121 55V56H122ZM133 55V54H132ZM159 55V54H158ZM251 55H253V54H251ZM17 56H18V54H17ZM24 56H26V55H24ZM57 56H59V55H57ZM61 56V55H60ZM82 56V55H81ZM83 56H84V54H83ZM82 56V57H83ZM108 56V55H107ZM118 55H116L115 56V58L117 57ZM155 56V55H154ZM154 56L152 57V58H154ZM194 56V55H193ZM259 56V55H258ZM30 57V56H29ZM37 57V56H36ZM43 57V56H42ZM63 57V56H62ZM61 57V58H62ZM77 57V56H76ZM88 57H89V55H88ZM98 57H100V56H98ZM196 57V56H195ZM229 57V56H228ZM245 57V55H243V59H245L244 58ZM256 57V56H255ZM264 57V56H263ZM0 58H1V55H0ZM20 58V57H19ZM31 58H33V60L32 61H34V57H32L31 56ZM39 58V57H38ZM46 58V57H45ZM72 58V57H71ZM78 58V57H77ZM79 58H81L80 56H79ZM97 58V57H96ZM100 58H102V57H100ZM122 58H124V57H122ZM126 58H129L130 60H131V58H130V56L129 57H126ZM164 58V57H163ZM193 58V57H192ZM225 58V57H224ZM227 58V57H226ZM3 58H1V60H2ZM5 59V58H4ZM11 59L12 58H10V60L9 61H11ZM26 59H28V58H26ZM30 59V58H29ZM48 59V58H47ZM51 59V58H50ZM49 59V60H50ZM59 59V58H58ZM82 59V58H81ZM87 59V58H86ZM90 59H92V57L90 58ZM94 59V58H93ZM103 59V58H102ZM111 59H112V57H111ZM110 59V60H111ZM117 59H118V57H117ZM160 59L161 60H163L164 62H165V60H167L166 58L165 59H162V58H159V60L158 61H160ZM219 59V58H218ZM221 59V58H220ZM219 59V60H220ZM239 59H240V55H239ZM248 59H249V57H248ZM252 59H255L254 57L252 58ZM6 60V59H5ZM12 60H14V58L12 59ZM43 59H41V61H42ZM53 60V59H52ZM65 60V59H64ZM83 60H85V58L83 57ZM88 60V59H87ZM105 60V59H104ZM116 60V59H115ZM119 61L121 60V58L120 59H118ZM123 60V59H122ZM129 60V61H130ZM172 60V62L174 63V61ZM222 60V59H221ZM3 61V60H2ZM40 61V62H41ZM44 61H46V59L44 60ZM53 61H55V60H53ZM59 61H60V59H59ZM70 61H73V59L72 60H70ZM75 61V60H74ZM73 61V62H74ZM112 61V60H111ZM154 61H157L156 60V57H155V60ZM157 61V63L156 62H153V63H156V64H158L159 65V62ZM162 61V62H163ZM230 61H232V60H230ZM246 61V60H245ZM21 62V61H20ZM23 62H25V61H23ZM23 62H22V64H23ZM57 63H58V61H56ZM63 62H65V61H63ZM63 62H61V63H63ZM66 62H67V60H66ZM80 62V61H79ZM84 62H86V61H84ZM91 63H89V67L91 68V65L93 66V64H96V62L94 61V62H92V61H90ZM114 62V61H113ZM125 62V61H124ZM151 62V61H150ZM244 62V61H243ZM252 62V61H251ZM262 62V61H261ZM19 63V62H18ZM26 63H28V61L27 62H25V64H24V68L26 69ZM33 63V62H32ZM36 63V62H35ZM41 63H43V62H41ZM46 64H48V62H45ZM56 63V64H57ZM60 62H59V64L60 65H62ZM83 63V62H82ZM88 63V61L86 62V64ZM93 63V64H92ZM126 63V65H128V63L127 62H125ZM130 62H129V64H131ZM229 63H231V62H229ZM229 63H228V65H229ZM238 63H239V60H238ZM246 63V62H245ZM16 64V63H15ZM20 64V63H19ZM38 65H40V63L38 62L37 63ZM51 64V63H50ZM54 64H55V62H54ZM57 65V66H60V65ZM75 64V63H74ZM77 64V63H76ZM98 64V63H97ZM96 64V65H97ZM108 64V63H107ZM124 64V63H123ZM172 64V63H171ZM171 64L169 63L168 65L169 66H171ZM192 64V63H191ZM226 64V63H225ZM252 64H253V62H252ZM255 64V63H254ZM11 65V64H10ZM26 65V66H25ZM36 65V64H35ZM66 64L64 63V66H65ZM71 65V64H70ZM80 65H81V63H80ZM99 65V64H98ZM97 65V66H98ZM116 65H118V67H120L119 66V63L118 64H116ZM120 65H122V63L120 64ZM125 65V66H126ZM167 64H165V66H168ZM241 65V64H240ZM3 66V65H2ZM41 66V65H40ZM39 66V67H40ZM43 66H45L44 64H43ZM63 66V65H62ZM62 66H61V68H62ZM78 66V65H77ZM76 66V67H77ZM82 66V65H81ZM84 66V65H83ZM88 66V65H87ZM112 66V65H111ZM114 66V65H113ZM124 66V65H123ZM157 66V65H156ZM220 66V65H219ZM238 66H239V64H238ZM259 66V65H258ZM1 67V66H0ZM4 67V66H3ZM19 67V66H18ZM31 67V66H30ZM66 68H67V66H65ZM64 67V68H65ZM71 66H69V68H70ZM73 67V66H72ZM75 67V68H76ZM87 68V69H89V70H91V72L94 70H92V69H90V68ZM95 67V66H94ZM115 67V66H114ZM113 67V68H114ZM134 67H133V69H134ZM158 67V66H157ZM191 67H192V65H191ZM226 67V66H225ZM239 67H241V66H239ZM7 68V67H6ZM10 69L12 68V66L11 67H9ZM22 68H23V66H22ZM22 69V70H24V72H25V69ZM41 68V67H40ZM69 68H67V69H69ZM75 68H73L74 69V74H75V70L77 69H75ZM86 67H84L83 69H85ZM99 68V67H98ZM98 68H96L97 70H98ZM126 68V67H125ZM127 68H129L128 66H127ZM164 68V67H163ZM166 68V67H165ZM164 68V69H165ZM171 67H169V69H170ZM256 68H258V67H256ZM2 70H3V68H1ZM10 69H5V70H10ZM31 68H29V71H31L30 70ZM38 69V68H37ZM45 69V68H44ZM49 69H51L50 67H49ZM60 69V68H59ZM80 69L81 68H79L78 69V72L80 71ZM131 69V68H130ZM153 69V68H152ZM160 69V68H159ZM161 69H162V67H161ZM168 69V68H167ZM178 69V68H177ZM46 70V69H45ZM52 70V69H51ZM50 70V71H51ZM54 71H53V73L55 72V68L53 69ZM82 70V69H81ZM102 70V69H101ZM127 70V69H126ZM129 70V69H128ZM134 70V71H135ZM156 70H158V69H156ZM190 70H191V68H190ZM231 70V69H230ZM241 70V69H240ZM11 72H13L12 70H10ZM18 71V70H17ZM21 71V70H20ZM27 71V70H26ZM49 71V70H48ZM49 71V72H50ZM57 71V70H56ZM64 71H65V69H64ZM83 72H81L82 74H84L85 73V71L86 70H82ZM95 71V70H94ZM93 71V72H94ZM133 71V70H132ZM133 71V72H134ZM135 71V72H136ZM137 71V72H138ZM152 71V70H151ZM154 71V70H153ZM159 71V70H158ZM185 71V70H184ZM234 71V70H233ZM259 71H260V69H259ZM264 71V70H263ZM3 71H1V73H2ZM4 72H6V71H4ZM3 72V73H4ZM58 72V71H57ZM56 72V73H57ZM87 72V71H86ZM92 72V73H93ZM100 72V71H99ZM107 72H109V70L108 71H106V75H107ZM112 72V71H111ZM122 72V71H121ZM128 72V71H127ZM130 72V71H129ZM133 73V74H135L136 75V73ZM162 72V71H161ZM191 72V71H190ZM230 72V71H229ZM0 73V74H1ZM9 73V72H8ZM26 73V72H25ZM30 73V72H29ZM33 73H34V71H33ZM51 73V72H50ZM97 73V72H96ZM100 73H102V72H100ZM110 73V72H109ZM125 73V72H124ZM140 74H138V76L139 75H141V72H139ZM154 73V72H153ZM264 73V72H263ZM7 74V73H6ZM21 74H22V72H21ZM31 74V73H30ZM46 75H48L49 73H45ZM74 74H73V77H74ZM105 74V73H104ZM133 74H131L130 73V77H132V78H134V76H133ZM165 74V73H164ZM3 75V74H2ZM5 75V74H4ZM9 75H10V73H9ZM9 75H7L6 77H8ZM29 75V74H28ZM58 75H59V73H58ZM61 75V74H60ZM77 75H79V74H77ZM81 75V74H80ZM91 75V74H90ZM94 75H97L98 76V74H94ZM93 75V76H94ZM105 75V76H106ZM112 75H113V73H112ZM114 75L115 76H117V74L116 73H114ZM166 75V74H165ZM168 75V74H167ZM229 75H231V74H229ZM234 75V74H233ZM23 76H24V73H23ZM33 76V75H32ZM41 76H44L43 75V73H42V75ZM49 76V75H48ZM85 77L86 76V73H85V75H82V77ZM108 76V75H107ZM126 76V75H125ZM149 76V75H148ZM158 76V75H157ZM184 76L185 75H183V78H184ZM216 76V75H215ZM226 76H228L227 74H226ZM3 77V76H2ZM5 77V78H6ZM19 77V76H18ZM44 77H46V76H44ZM44 77H42L43 79H44ZM58 77H60V76H58ZM79 77V76H78ZM81 77V76H80ZM81 77V78H82ZM92 77V76H91ZM91 77H88L89 78V80L91 81ZM94 77H96V76H94ZM120 77H121V75H120ZM129 77V76H128ZM153 77V76H152ZM151 77V78H152ZM155 77V76H154ZM168 77V76H167ZM223 77V76H222ZM10 78V77H9ZM14 78H17V77H15L14 76ZM20 78V77H19ZM23 78H26L25 76L23 77ZM27 78H28V76H27ZM30 79H31V76L29 77ZM51 78H55L54 77V75H53V77H52V74H51V77L49 78V79H51ZM67 78V77H66ZM66 78H64L65 80H66ZM68 78H71L72 79V77H68ZM87 78V77H86ZM85 78V79H86ZM122 79L123 78H125V77H121ZM141 78H142V76H141ZM150 78V79H151ZM158 78V77H157ZM59 79V78H58ZM75 79L77 80L78 78H76V75H75ZM84 79V78H83ZM84 79V80H85ZM113 79V78H112ZM118 79V78H117ZM137 79H138V77H137ZM153 79H155V78H153ZM175 79V78H174ZM178 79V78H177ZM181 79V78H180ZM7 80H8V78H7ZM11 81L13 80V79H10ZM33 80V82H34V80H38V79H32ZM31 80V81H32ZM56 80V79H55ZM67 80H69V79H67ZM78 80H81V79H78ZM96 80V79H95ZM99 80V79H98ZM105 80V79H104ZM115 80V79H114ZM121 80V79H120ZM127 80H129L128 78H127ZM168 80H169V78H168ZM172 80H173V78H172ZM223 80V79H222ZM232 80V79H231ZM235 80H236V78H235ZM263 80H264V78H263ZM9 81V80H8ZM17 80L15 79V82H16ZM51 81V80H50ZM57 81V80H56ZM59 81H63V80H59ZM71 81V80H70ZM74 81V80H73ZM73 81H72V83H73ZM94 81V80H93ZM125 81V80H124ZM150 81V80H149ZM152 81H154V80H152ZM160 81V80H159ZM162 81V80H161ZM187 82H188V80H186ZM192 81V80H191ZM0 82H1V80H0ZM13 82V81H12ZM15 82H14V85H16L15 84ZM21 83L22 82H24V80L22 81H20ZM37 82H39V81H37ZM67 82V81H66ZM66 82L64 83V81H63V84H66ZM75 82V81H74ZM77 82H79V81H77ZM82 82H83V80H81L80 81V83L82 84ZM86 82V81H85ZM100 82V81H99ZM108 82V81H107ZM119 82V81H118ZM132 82V81H131ZM134 82H136V81H134ZM144 82V81H143ZM143 82H140L141 84H142V86H143ZM147 81H145V83H146ZM224 82V81H223ZM231 82V81H230ZM233 82H234V78H233ZM2 83V82H1ZM19 83V82H18ZM28 83V82H27ZM30 83V82H29ZM28 83V84H29ZM60 83V82H59ZM68 83H70V82H68ZM67 83V84H68ZM72 83H71V85H72ZM79 83V84H80ZM88 83V82H87ZM96 83V82H95ZM137 83V82H136ZM164 83V82H163ZM191 83V82H190ZM216 83V82H215ZM225 83V82H224ZM262 83V82H261ZM5 84V83H4ZM25 84H26V82H25ZM28 84H27V88H28ZM37 84V83H36ZM58 84V83H57ZM67 84L65 85V86H67ZM74 84H76V83H74ZM80 84V85H81ZM104 84V83H103ZM123 84V83H122ZM125 84V83H124ZM128 84V83H127ZM131 84V83H130ZM141 84H139V85H141ZM148 84H151V82L150 83H147V84H144V86H147ZM166 84V83H165ZM177 84H178V82H177ZM176 83H175V85H177ZM227 84V83H226ZM233 84V83H232ZM13 85V86H14ZM18 85V84H17ZM20 85H22V87L24 86L23 84H19V86ZM39 86H41V83L40 84H38ZM56 85V84H55ZM54 85V86H55ZM59 85V84H58ZM61 85V84H60ZM70 85V86H71ZM78 85V84H77ZM79 85V86H80ZM85 85H86V83H85ZM96 85V84H95ZM98 85H99V83H98ZM111 85V84H110ZM113 85V84H112ZM138 85V84H137ZM136 85V86H137ZM167 85V84H166ZM166 85H164V86H166ZM186 85H185V87H186ZM263 85V84H262ZM13 86H11V87H13ZM33 86H37V85H33ZM68 86H69V84H68ZM73 86V85H72ZM75 86V85H74ZM82 86H83V84H82ZM88 86V85H87ZM103 86H105V85H103ZM108 86V85H107ZM135 86V85H134ZM133 86V87H134ZM141 86V87H142ZM152 86V85H151ZM218 86V85H217ZM221 86H223V85H221L220 84V87ZM227 86H228V84H227ZM232 86V85H231ZM259 86V85H258ZM257 86V87H258ZM3 87H5V86H2V88ZM15 87V86H14ZM31 87V86H30ZM47 87L48 86H46V88H44V90L45 89H47ZM52 87H53V85H52ZM99 87H102V86H98V89H99ZM113 87H115L114 85H113ZM129 87H132V86H130L129 85ZM168 87V86H167ZM179 87H180V85H179ZM264 87V86H263ZM5 88H7V87H5ZM19 88V87H18ZM26 88V87H25ZM37 88H39V87H37ZM41 88V87H40ZM43 88V87H42ZM55 88L56 89H58V87H56L55 86ZM61 89H62V87H60ZM63 88H65V87H63ZM70 88V87H69ZM80 88V87H79ZM109 88V90L108 91H111L110 90V87H108ZM118 88V87H117ZM119 88H120V86H119ZM135 88V87H134ZM137 88L138 87H136V90H137ZM151 88V87H150ZM174 88H176V87H174ZM219 88V87H218ZM222 88V87H221ZM260 88H261V86H260ZM8 89H10L9 87H8ZM17 89V88H16ZM23 89H24V87H23ZM29 89V88H28ZM56 89H54V90H56ZM67 89H68V87H67ZM67 89L65 88V90L67 91ZM75 89H76V87H75ZM89 89V87H87V89H86V87H85V90H84V92H86L87 90ZM104 89H105V87H104ZM103 89V90H104ZM131 89V88H130ZM133 89V88H132ZM139 89V88H138ZM149 89V88H148ZM154 89V88H153ZM157 89V87L155 88V90ZM161 89V88H160ZM183 89H185V88H183L182 87V90ZM214 89V88H213ZM259 89V88H258ZM262 89V88H261ZM260 89V90H261ZM2 90H5V89H2ZM1 90V87H0V91H2ZM15 90V89H14ZM25 90V92L27 91L26 89H24ZM39 90V89H38ZM42 90V89H41ZM40 90V91H41ZM62 90H64V89H62ZM71 90V89H70ZM80 90H82V89H80ZM106 90V89H105ZM124 90V89H123ZM126 90V89H125ZM135 90V89H134ZM133 90V91H134ZM135 90V91H136ZM164 89H162V91H163ZM219 90V89H218ZM217 90V88H215V91H218ZM6 91V90H5ZM5 91H4V93H5ZM10 91V90H9ZM12 91V90H11ZM29 91V90H28ZM39 91V92H40ZM46 91V90H45ZM50 91V90H49ZM56 91H59V90H56ZM56 91H54L55 93H56ZM79 91V90H78ZM90 91H94V90H90ZM119 91V90H118ZM127 91V90H126ZM130 91V90H129ZM159 92H161L160 90H158ZM165 91V90H164ZM167 91V90H166ZM173 91V90H172ZM171 91V93H173ZM181 91V90H180ZM187 91V90H186ZM214 91V92H215ZM225 91V90H224ZM226 91H228V90H226ZM241 91V90H240ZM248 91V90H247ZM3 92V91H2ZM1 92V93H2ZM19 91H17V93H18ZM22 93H23V90L21 91ZM20 92V93H21ZM43 92V91H42ZM62 92H64V91H62ZM73 92V91H72ZM75 92V91H74ZM111 92H114L115 93V90H113L112 89V91ZM168 92V91H167ZM179 92V91H178ZM214 92H212V93H214ZM229 92V91H228ZM250 92V91H249ZM256 92V91H255ZM262 92V91H261ZM21 93V94H22ZM30 93V92H29ZM35 93V92H34ZM47 93V92H46ZM45 93V94H46ZM50 92H48V94H49ZM68 94H69V92H67ZM80 93H82L83 94V91H80L79 92V95H77V96H81L80 95ZM113 93V94H114ZM117 93H124V92H122V90L120 89V92H117ZM134 93V92H133ZM138 93H140L141 94V91L140 92H138ZM154 93V92H153ZM182 93V92H181ZM227 93V92H226ZM259 93V92H258ZM14 94H15V92H14ZM44 94V95H45ZM47 94V95H48ZM62 94V93H61ZM64 94V93H63ZM72 94V93H71ZM70 94V95H71ZM78 94V93H77ZM90 94H92V93H90ZM90 94H86L85 95V93L83 94L84 96H82L83 97V99H84V97H86V96H88V95H90ZM127 94V93H126ZM132 94V93H131ZM169 94V93H168ZM180 94V93H179ZM215 94V93H214ZM230 94V93H229ZM259 94H261V93H259ZM6 95H8V94H6ZM13 95V94H12ZM11 95V96H12ZM18 95V94H17ZM27 95H28V93H27ZM32 95V94H31ZM43 95V94H42ZM66 95V94H65ZM72 95H74V94H72ZM96 95V94H95ZM95 95H93V96H95ZM102 95V94H101ZM118 95V94H117ZM147 95H148V93H147ZM169 95H171V94H169ZM169 95H168V97H169ZM173 95V94H172ZM182 95V96H183ZM210 95V93L208 94V96ZM223 95V94H222ZM232 95H234V94H232ZM244 95V94H243ZM247 95V94H246ZM252 95V94H251ZM255 95V94H254ZM0 96H3V95H0ZM29 96V95H28ZM38 96L39 95H36V97H35V99H37V101H38ZM59 96V95H58ZM61 96V95H60ZM109 96V95H108ZM108 96H106V97H108ZM110 96H111V93H110ZM118 96H120V95H118ZM122 96H124V94L122 95ZM141 95H139V97H140ZM156 96V95H155ZM162 96H163V94H162ZM162 96H160V97H162ZM166 96H167V94H166ZM166 96H164L165 98H166ZM208 96H206V97H208ZM211 96V95H210ZM228 96V95H227ZM239 96V95H238ZM247 96H249V95H247ZM257 96V95H256ZM263 96H264V94H263ZM6 97H8V96H6ZM13 97V100H14V95L12 96ZM25 97V96H24ZM24 97H22V98H24ZM32 96H29V98H31ZM40 97V96H39ZM45 97H47V96H45ZM62 97V96H61ZM66 96H64V101H67L66 100V98H65ZM67 97H69V96H67ZM99 97V96H98ZM101 97H103V95L101 96ZM114 97V96H113ZM142 97V96H141ZM171 97V96H170ZM169 97V98H170ZM174 97V96H173ZM178 97V96H177ZM222 97V96H221ZM233 97V96H232ZM250 97V96H249ZM5 98V97H4ZM3 98V99H4ZM18 98H20L19 96H18ZM21 98V99H22ZM29 98H27V99H29ZM53 98V97H52ZM73 98H74V96H73ZM108 98H110L111 100H112V96L111 97H108ZM108 98H106V100L108 101ZM117 98V97H116ZM115 98V99H116ZM175 98V97H174ZM173 98V99H174ZM213 98L214 97H212V99H211V97H209V105L211 106V102L213 101ZM223 98V97H222ZM226 98V97H225ZM237 98V97H236ZM247 98V97H246ZM256 98V97H255ZM261 98V97H260ZM264 98V97H263ZM0 99L1 100V102L3 101H5V100H8V99ZM11 99V98H10ZM39 99H42V98H39ZM53 99H55V97L53 98ZM52 99V100H53ZM74 99H76L77 100V98H76V95H75V98ZM80 97H79V99L77 100V101H75L77 104L79 103V105H81L80 103H81V101H80ZM97 99V98H96ZM109 99V100H110ZM123 99H125V98H123ZM128 99V98H127ZM140 99V98H139ZM147 99V98H146ZM172 99V100H173ZM205 99V98H204ZM207 99V98H206ZM262 99V98H261ZM12 100V99H11ZM20 100V99H19ZM50 100V99H49ZM61 100H62V98H61ZM69 100H71V99H69ZM68 100V101H69ZM98 100H100V99H98ZM102 100V99H101ZM117 100V99H116ZM126 100V99H125ZM165 100V99H164ZM221 100V99H220ZM227 100V99H226ZM237 100V99H236ZM235 100V101H236ZM264 100V99H263ZM23 101V100H22ZM26 101V100H25ZM29 101H31L30 99L29 100H27V102H29ZM63 101V100H62ZM63 101V102H64ZM73 101V100H72ZM71 101V102H72ZM73 101V102H74ZM80 101V102H79ZM104 101V100H103ZM129 101H131V100H129ZM140 101V100H139ZM150 102H151V100H149ZM149 101H148V103H149ZM157 101V100H156ZM161 101V100H160ZM162 101H163V99H162ZM166 101V100H165ZM168 101V100H167ZM166 101V102H167ZM182 101V100H181ZM207 101V102H208ZM241 101V100H240ZM253 101V100H252ZM256 101L257 100H255V103H256ZM259 101V100H258ZM257 101V102H258ZM261 102H262V100H260ZM259 101V102H260ZM8 102H11L10 100L8 101ZM13 102V101H12ZM11 102V103H12ZM20 102V101H19ZM24 102V101H23ZM27 102L25 103V105L27 104ZM31 102H33V105L36 103V102H34V101H31ZM31 102L29 103L30 105H31ZM41 102V101H40ZM40 102H39V105H40ZM47 102H50V101H47ZM70 102V101H69ZM75 102H74V104H75ZM85 102H86V100H85ZM88 102H90V104H92L93 102H94V100H93V102L91 103V100L89 101L88 99H87V102L86 103H88ZM99 101H97V103H98ZM101 102V101H100ZM125 102H127V101H121V104L123 103H125ZM18 103V102H17ZM16 103V100H15V105L17 104ZM21 103V102H20ZM42 103V105H43V103H44V100H43V102H41ZM52 103V102H51ZM68 103V102H67ZM108 103V102H107ZM113 103H115V102H113ZM148 103H146V104H148ZM156 103H159V102H156ZM162 103V102H161ZM181 103H183V102H181ZM185 103V102H184ZM218 103V102H217ZM223 103H224V101H223ZM239 103V102H238ZM252 103H254V102H252ZM7 104V103H6ZM5 104V105H6ZM10 104V103H9ZM13 104V103H12ZM44 104H46V103H44ZM101 104V103H100ZM99 104V105H100ZM111 104H112V102H111ZM116 104V103H115ZM127 104V103H126ZM149 104H151V103H149ZM164 104V103H163ZM215 104V103H214ZM221 104H222V102H221ZM229 103H227V101H226V109L228 108L229 109V107L230 108H232V106L230 105V106H227ZM259 104V103H258ZM257 103L255 104V105H258ZM1 105H3L4 106V103L3 104H1ZM20 105H22V104H20ZM29 105V106H30ZM50 105H53V104H50ZM93 105V104H92ZM95 105H96V100H95ZM103 105V104H102ZM108 105V104H107ZM107 105H105V106H107ZM136 103H135V107H134V109L135 108H137L136 107ZM139 105V104H138ZM144 105H145V102H144ZM184 107H185V104H182ZM217 105V104H216ZM220 105V104H219ZM264 104H263V102H262V106H263ZM7 106H9L10 107V105H6V106H4V107H7ZM17 106V105H16ZM35 106V105H34ZM34 106H32L31 105V107L33 108ZM38 106V105H37ZM37 106H35L36 108L35 109H38V111H39V109L41 108V107H43V106H41L40 105V107L38 106V108H37ZM68 107L70 106V105H67ZM73 106H75V105H71V107H73ZM87 107H88V105H86ZM91 106V105H90ZM98 106V104L96 105V107ZM110 106V105H109ZM108 106V107H109ZM150 106V105H149ZM154 105H152V107H153ZM158 106V105H157ZM161 106V107H162ZM222 106L224 107V105L222 104ZM259 106V105H258ZM28 107V106H27ZM27 107H26V109H27ZM31 107H29L28 109H30ZM46 107V108H45ZM45 107H43V108H45V109H49L50 110V108H47V106L45 105ZM51 108H52V106H50ZM63 107H66L65 105L63 106ZM62 107V108H63ZM67 107V108H68ZM80 107V106H79ZM83 107H85V106H83ZM94 108V112H96V110H97V108ZM100 107H102V106H100ZM112 107H114L112 110L114 111V109H115V106L114 105H111V108ZM117 107V106H116ZM131 107H132V105H131ZM144 107H146V105L144 106ZM147 107H148V105H147ZM151 107V108H152ZM212 107V106H211ZM209 108V110L210 109H212V108ZM221 107V106H220ZM222 107V108H223ZM237 107V106H236ZM18 108H20V107H18L17 106V111H18ZM42 108V109H43ZM139 108V107H138ZM154 108V107H153ZM221 108V109H222ZM261 108V107H260ZM8 109V108H7ZM14 109V108H13ZM27 109V110H28ZM88 109H90V108H88ZM123 109V108H122ZM122 109H119L120 111L119 112H121V113H123L124 111H126V110H124V111H121ZM155 109V108H154ZM154 109H153V111H154ZM3 110V109H2ZM9 110H10V108H9ZM21 110V109H20ZM32 110V109H31ZM30 110V111H31ZM62 110V109H61ZM60 110V111H61ZM64 110H66V109H64ZM68 111H70V107H69V109H67ZM66 110V111H67ZM91 110V109H90ZM102 109H100V111H101ZM104 110V109H103ZM106 110H108V109H106ZM105 110V111H106ZM131 110V109H130ZM130 110H129V112H130ZM136 110V109H135ZM145 110V109H144ZM150 110V109H149ZM160 110V109H159ZM163 110V109H162ZM185 110V109H184ZM219 110H220V108H219ZM218 110V111H219ZM230 110V109H229ZM227 111V112H229V114H230V111ZM233 110V109H232ZM231 110V111H232ZM12 111V109L9 111V112H11ZM16 111V109L14 110V112ZM35 110L33 109V112H34ZM45 111V110H44ZM59 111V110H58ZM63 111V110H62ZM61 111V112H62ZM66 112V114L68 113V114H70L69 112ZM92 111V110H91ZM91 111H90V113H91ZM99 111V112H100ZM105 111H102L101 113H103V112H105ZM112 111V112H113ZM115 111H116V109H115ZM132 111H134V110H132ZM131 111V112H132ZM143 111V109L140 111V112H142ZM154 111V112H155ZM221 111V110H220ZM236 111H237V108H236ZM250 111V110H249ZM256 111V110H255ZM8 112V113H9ZM107 112H109V111H107ZM106 112V119H107V113ZM118 112V113H119ZM128 112V113H129ZM137 112V111H136ZM135 112V113H136ZM207 112V111H206ZM215 112V111H214ZM245 112H247V111H245ZM245 112H244V116H245ZM260 112H262L261 110H260ZM264 112V111H263ZM7 113V112H6ZM15 113H17L18 114V112H15ZM21 113H23V112H20L19 114H21ZM64 113H65V111H64ZM100 113V116H102L103 114H101ZM149 113V112H148ZM208 113V112H207ZM211 113V112H210ZM218 113H220L221 115H222V112H218ZM238 113V112H237ZM257 113V112H256ZM255 113V114H256ZM11 114H12V112H11ZM28 114V113H27ZM26 114V115H27ZM29 114H30V112H29ZM58 114H59V112H58ZM110 114H111V112H110ZM152 114H153V112H152ZM213 114V113H212ZM260 114V113H259ZM262 114V113H261ZM260 114V115H261ZM9 115V114H8ZM8 115H6L5 116V118L8 116ZM13 115H14V113H13ZM60 115H62V114H60ZM104 115H103V117H104ZM119 115H120V113H119ZM119 115L117 114V117L116 118H118L119 117ZM154 115V116H155ZM216 115V114H215ZM224 115H226V114H224ZM238 115V114H237ZM250 115V114H249ZM2 116V118H3V116H4V114L3 115H1ZM9 116H12V115H9ZM17 116H20V115H17ZM23 116V115H22ZM54 116V115H53ZM97 116V115H96ZM110 116V115H109ZM115 116V115H114ZM123 115H121V117H122ZM127 116V115H126ZM132 116V115H131ZM152 116V115H151ZM204 116V115H203ZM212 116V115H211ZM231 116V115H230ZM243 116V118H245ZM251 116H253V115H251ZM264 115H262L261 117H263ZM16 118V114H15V116H13L12 117V119L13 118ZM26 116H24V118H25ZM60 117H62V116H60ZM64 117V116H63ZM68 117V116H67ZM70 117V116H69ZM110 117H112V116H110ZM110 117L108 118V119H110ZM130 117V116H129ZM202 117V116H201ZM205 117V116H204ZM231 117H233V116H231ZM235 117V116H234ZM239 117V116H238ZM254 117H255V115H254ZM1 118V117H0ZM7 118H10V117H7ZM14 118V119H15ZM17 118H19V117H17ZM16 118V119H17ZM22 118V117H21ZM52 118V117H51ZM54 118H57V117H54ZM95 118V117H94ZM99 118V117H98ZM132 118H133V116H132ZM131 118V119H132ZM207 118V117H206ZM243 118H241V120H242V122L243 123H241V125H243V124H245L246 125V123H244V121H243ZM11 119V118H10ZM9 119V120H10ZM15 119V120H16ZM20 119V118H19ZM100 119V118H99ZM102 119V118H101ZM100 119V121H104V118L101 120ZM105 119V120H106ZM107 119V120H108ZM119 119H122V118H119ZM254 119V118H253ZM264 119V118H263ZM2 120V119H1ZM6 120V119H5ZM52 119H50V121H51ZM61 120H63L64 121V118L63 119H60V121ZM67 120V119H66ZM70 121H71V119H69ZM97 120V119H96ZM96 120H93V122L94 121H96ZM115 120V119H114ZM124 120V119H123ZM128 120H130V118L128 119ZM210 120V119H209ZM50 121H49V123H50ZM59 121V122H60ZM110 121V120H109ZM113 121V120H112ZM192 121H194V123H195V120L194 119H192ZM204 121H205V119H204ZM203 121V122H204ZM207 121V120H206ZM246 121H247V118H246ZM249 121V120H248ZM260 121V120H259ZM259 121H258V124H259ZM263 121V123H264V120H262ZM10 123H11V121H9ZM51 122H53V121H51ZM58 122V123H59ZM117 122V121H116ZM120 122V121H119ZM123 122V121H122ZM130 122V121H129ZM209 122V121H208ZM261 122V121H260ZM0 123H2V122H0ZM3 123H4V121H3ZM6 123V122H5ZM9 123V124H10ZM13 123V122H12ZM11 123V124H12ZM38 123V122H37ZM48 123V122H47ZM55 123L56 124H58L57 122H56V120H55ZM65 123H66V121H65ZM69 123V122H68ZM111 123V122H110ZM113 123V122H112ZM118 123V122H117ZM124 123H126V122H124ZM219 123V122H218ZM222 123H223V121H222ZM232 123V122H231ZM8 124V123H7ZM8 124V125H9ZM51 125H52V123H50ZM55 124V125H56ZM63 123H61V124H58V129L57 130H60V127H61V125H62ZM97 124V123H96ZM95 124V126L97 127V125H99V121H98V124L96 125ZM100 124H102L101 122H100ZM109 124V123H108ZM108 124H106V125H108ZM119 124V123H118ZM118 124H115L114 125V127H113V124H112V127H113V131H110V133H109V137H106L107 135H105V137L106 138H104V136H103V134L105 133L106 134V132H105V129L102 131V132H100V133H103V134H101L102 136H101V138H102V141L101 142H104L103 140H105V141H108L107 139L109 138V140L111 141L110 143H112V142H115V143H117V144H119L118 146H119V148H120V146H122L118 151L120 152H118V154H121L123 151L125 152V147H128L127 145L124 147V145H122L123 143H124V141L126 140L125 138V140L122 138V135H119V134H124L122 131H123V129L121 130L120 128V130L121 131H118L117 129H116V126L118 125ZM121 124V123H120ZM126 124H128V122L126 123ZM192 124H193V122H192ZM200 124V123H199ZM198 124V125H199ZM220 124V123H219ZM238 124V123H237ZM13 125H15L16 126V122H14L13 123ZM18 125H19V123H18ZM66 125V124H65ZM106 125H104L105 127H107ZM121 125H123V124H121ZM125 125V124H124ZM202 125V124H201ZM222 125V124H221ZM241 125H239V126H241ZM248 125V124H247ZM251 125V124H250ZM11 126V125H10ZM10 126H8V127H10ZM36 126H38V128H39V124L37 125L36 124ZM36 126H35V128H36ZM67 127H68V124L66 125ZM94 126V125H93ZM95 126H94V129H95ZM102 126H103V124H102ZM109 126V125H108ZM111 126V125H110ZM224 126H226L225 124H224ZM232 126L234 127V125L232 124ZM238 126V128H240ZM14 127V126H13ZM55 127V126H54ZM67 127H65V128H67ZM99 128L97 129V130H99L100 128H101V125L100 126H98ZM112 127H110V128H112ZM118 127H121V126H118ZM124 127H127L126 125L124 126ZM130 127H128V128H125L126 130L127 129H130V131H132L131 130V128ZM242 128H243V126H241ZM0 128H2L1 126H0ZM4 128H7V127H4ZM33 128H34V126H33ZM41 128V127H40ZM47 128V127H46ZM65 128H64V132L65 131H68V129L67 130H65ZM122 128V127H121ZM188 128V127H187ZM226 128V127H225ZM225 128H223V127H221V126H211V127H207L206 129L207 130H205L206 131V133H204V134H207V137H206V140L204 141V143H203V145L206 147V151H208L209 152V154H212V155H216V154H218V153H220V152H222V151H224V150H227L228 151V149L227 148H230L231 146H234L235 144H237V142L240 140V134H234V133H232V132H230L229 130H227V129H225ZM245 128V127H244ZM8 129H10V128H8ZM50 129V128H49ZM53 129H55V128H53ZM93 129V128H92ZM117 130L118 132H116L115 130ZM192 129H194L193 127H192ZM197 129H198V127H197ZM200 129H202V128H200ZM236 129V128H235ZM246 129V128H245ZM38 130H42V129H38ZM45 130V129H44ZM52 130V129H51ZM108 130V129H107ZM112 130V129H111ZM186 130V129H185ZM203 130V129H202ZM240 130V129H239ZM244 130V129H243ZM34 131V130H33ZM72 131V130H71ZM92 131V130H91ZM129 131V132H130ZM171 131V130H170ZM170 131H168V132H170ZM204 131V130H203ZM202 131V132H203ZM250 131V130H249ZM248 131V132H249ZM40 132H42V131H40ZM39 132V133H40ZM54 132H55V130H54ZM59 132V131H58ZM119 132H121V133H119ZM128 132V131H127ZM126 132V133H127ZM128 132V133H129ZM132 132H134V131H132ZM131 132V133H132ZM137 132V131H136ZM137 132V133H138ZM172 132V131H171ZM185 132H187V131H185ZM189 132V131H188ZM252 132V131H251ZM32 133V132H31ZM50 133H51V131H50ZM53 133V132H52ZM66 133V132H65ZM73 133V132H72ZM97 133V134H96ZM100 133H98V131L96 132V130H95V134L96 135H100ZM145 133V132H144ZM184 133V132H183ZM191 133V132H190ZM192 133H193V131H192ZM236 133V132H235ZM261 133V132H260ZM30 134V133H29ZM33 134V133H32ZM42 134H44V133H42ZM49 133L47 132V135H48ZM57 133H55V135H56ZM58 134H60V133H58ZM75 134V133H74ZM88 134H90V132L89 133H87V135ZM92 135H93V133H91ZM91 134L89 135V136H91ZM94 134V135H95ZM141 134H142V132H141ZM175 134H176V132H175ZM178 134V133H177ZM187 134V133H186ZM197 134H198V131H197ZM204 134H202L201 133V135H204ZM244 134V133H243ZM40 135V134H39ZM47 135H46V137H47ZM55 135H51V137H52V139H54L55 140V138H54V136ZM62 135V134H61ZM59 136V137H68V135H70V134H68L67 136H64V135H62V136ZM84 135V134H83ZM86 135V134H85ZM85 135H84V137H85ZM87 135H86V137H87ZM125 135V134H124ZM136 135V134H135ZM134 135V136H135ZM140 135V134H139ZM145 134H143V137H145L144 136ZM169 135H170V133H169ZM179 135V134H178ZM181 135V134H180ZM179 135V137H181ZM192 135V134H191ZM195 136H196V133L194 134ZM249 135V134H248ZM28 136V135H27ZM35 136H36V132H35ZM44 136L45 135H43V138H44ZM49 136V135H48ZM74 136V135H73ZM77 136V135H76ZM76 136H74V137H76ZM78 136H80L79 134H78ZM121 136V137H120ZM132 136H133V134H132ZM168 136V135H167ZM185 136H187V135H185ZM193 136V135H192ZM200 136V135H199ZM262 136V135H261ZM264 136V135H263ZM25 137V136H24ZM37 137V136H36ZM40 138H41V136H39ZM91 137H93V136H91ZM95 137V136H94ZM98 137H100V136H98ZM139 137V136H138ZM140 137H142V135H140ZM149 137V136H148ZM169 137V136H168ZM171 137V136H170ZM178 137V136H177ZM176 137V138H177ZM182 137H183V135H182ZM197 137V136H196ZM26 138H29V137H26ZM31 138V137H30ZM48 138V137H47ZM72 139H74L73 137H71ZM77 138V137H76ZM75 138V139H76ZM79 138V137H78ZM77 138V139H78ZM101 138H99V139H101ZM127 138V137H126ZM146 138V137H145ZM150 138V137H149ZM151 138V139H152ZM165 138V137H164ZM163 138V139H164ZM173 138V137H172ZM188 138L190 139V137H189V135H188ZM243 138V137H242ZM255 138V137H254ZM36 139V138H35ZM50 139V138H49ZM51 139V140H52ZM57 139V138H56ZM82 139V138H81ZM91 138H89V140H90ZM97 139V138H96ZM98 139V140H99ZM140 139V138H139ZM184 139V138H183ZM186 139V138H185ZM200 139L202 140V138L200 137ZM246 139V138H245ZM2 141H4L5 139H1ZM24 140V139H23ZM31 140H32V138H31ZM30 140V141H31ZM34 140V139H33ZM32 140V141H33ZM39 140V139H38ZM60 140V139H59ZM62 141H63V139H61ZM65 140V139H64ZM70 140V139H69ZM85 140H88V139H86L85 138ZM93 140V139H92ZM92 140H91V142H92ZM94 140H95V138H94ZM130 140V139H129ZM128 140V141H129ZM137 140H138V138H137ZM140 140H143L142 138L140 139ZM171 140V139H170ZM193 140H195V138H193L192 140H190V143L189 144H191V142L193 143L194 141ZM197 140L199 141V139L197 138ZM1 141V142H2ZM15 141V140H14ZM18 141V140H17ZM36 141V140H35ZM43 141H44V139H43ZM84 141V140H83ZM148 141H150V140H148ZM161 141V140H160ZM166 141V140H165ZM177 141V140H176ZM187 141V140H186ZM246 141V140H245ZM254 141V140H253ZM20 142V141H19ZM19 142H18V144H19ZM38 142V141H37ZM37 142H36V144L35 145H37ZM46 142V141H45ZM73 142V141H72ZM77 142V141H76ZM82 142V141H81ZM81 142H79V144L81 143ZM95 142H96V140H95ZM127 142V141H126ZM133 142V141H132ZM136 142H138L139 143V141H136ZM147 142V141H146ZM166 142H168V141H166ZM172 142V141H171ZM170 142V143H171ZM179 142H180V140H179ZM252 142V141H251ZM250 142V143H251ZM257 142V141H256ZM261 142H262V140H261ZM4 143H6V140H5V142ZM32 143H34V142H32ZM44 143V142H43ZM46 143H48V142H46ZM45 143V144H46ZM50 143V142H49ZM70 143V142H69ZM84 143V142H83ZM86 143V142H85ZM88 143H90V142H88ZM98 143H100V141L98 142ZM107 143H109V142H107ZM114 143V144H115ZM145 143V142H144ZM149 143H152V142H149ZM165 143V142H164ZM181 143H182V141H181ZM188 143V142H187ZM245 143V142H244ZM255 143V142H254ZM6 144H8V142L6 143ZM21 144H22V141H21ZM41 144V143H40ZM63 144V143H62ZM64 144H67V143H65V141H64ZM87 144V143H86ZM86 144H82V145H85V146H82V147H80L81 145H78V146H76L74 149L76 150V148H78V147H80V148H78V149H81V148H83V147H86L87 145ZM94 143H91V145L92 146H94V148H96L97 146H95V145H93ZM102 144V143H101ZM104 144V143H103ZM140 144V143H139ZM148 144V143H147ZM154 145H155V143H153ZM158 144V143H157ZM174 144V143H173ZM175 144H176V142H175ZM174 144V145H175ZM183 144V143H182ZM189 144H187L188 146H189ZM241 144V143H240ZM246 144V143H245ZM251 144H253V143H251ZM258 144V143H257ZM262 144V143H261ZM1 145V144H0ZM26 144H24V147H26L25 146ZM29 145H31V144H29ZM35 145L33 146V148H35ZM39 145V144H38ZM37 145V146H38ZM76 145V144H75ZM74 145V146H75ZM90 145V144H89ZM111 145V144H110ZM110 145H107L108 147L107 148H110L109 146ZM116 145V144H115ZM115 145H113V143H112V145H111V147L112 148H115L116 146ZM130 145H134V144H130ZM145 145V144H144ZM148 145H150V144H148ZM170 145V144H169ZM172 145V144H171ZM177 145V144H176ZM179 145V144H178ZM184 145V144H183ZM193 145V144H192ZM195 145H197V144H195ZM199 145H201V142H200V144ZM247 145V144H246ZM23 146V145H22ZM65 146V145H64ZM105 146H106V144H105ZM105 146H104V149H105ZM115 146V147H114ZM117 146V147H118ZM150 146H152V145H150ZM159 146V145H158ZM161 146V145H160ZM167 146V145H166ZM259 146H261V145H259ZM262 146H264V144L262 145ZM261 146V147H262ZM3 147H4V145H3ZM17 147H19V145H17ZM44 147V146H43ZM42 147V148H43ZM56 147V146H55ZM67 147V146H66ZM162 147V146H161ZM165 147V145L163 146V148ZM170 147V146H169ZM176 147V146H175ZM201 147L202 148H205V147H203L202 145H201ZM41 148V145H39L38 146V149H40ZM45 148V147H44ZM43 148V149H44ZM50 148H52L51 146H50ZM54 148V147H53ZM58 147H56V149H57ZM88 148V147H87ZM91 147H89V149H90ZM122 148H124V149H122ZM135 148V147H134ZM150 148V147H149ZM152 148V147H151ZM156 148V147H155ZM167 148H168V146H167ZM170 148H172V147H170ZM173 148H174V146H173ZM172 148V149H173ZM179 148V147H178ZM190 147H187L186 148V150H188ZM191 148H193V147H191ZM199 148V147H198ZM240 148H242V147H240ZM253 148V147H252ZM3 149V148H2ZM46 149V148H45ZM48 149V148H47ZM46 149V150H47ZM56 149L54 148V150H52V151H55L54 153H53V155L55 154V153H57L56 152ZM74 149H72V150H74ZM78 149L76 150V152L78 151ZM88 149V150H89ZM96 149H101L100 147H97ZM96 149H94V151L96 150ZM153 149V148H152ZM161 149V148H160ZM175 149V148H174ZM181 149V148H180ZM194 149H196V148H194ZM192 150V151H195V150ZM201 149V148H200ZM237 149H239L238 148V146H237ZM254 149H255V147H254ZM262 149V148H261ZM3 150H7L6 149V147H5V149H3ZM19 150H21V148L19 149ZM22 150H24V149H22ZM25 150H27V147H26V149ZM34 150V149H33ZM42 150V149H41ZM46 150H44V152L45 153H47V155H48V151H46ZM50 150V149H49ZM68 150V149H67ZM70 150V149H69ZM74 150V151H75ZM82 150V149H81ZM81 150H79V151H81ZM93 150V149H92ZM107 150V149H106ZM106 150H103L102 152H106ZM113 150V149H112ZM111 150V151H112ZM117 150V149H116ZM115 150V151H116ZM121 150V151H120ZM123 150V151H122ZM132 150V149H131ZM149 150V149H148ZM168 151L167 152H169V149H167ZM177 150H179V149H177ZM190 150V149H189ZM197 150V149H196ZM201 150H203V149H201ZM233 150V149H232ZM231 150V151H232ZM243 150V149H242ZM241 150V151H242ZM256 150V149H255ZM264 150V149H263ZM32 151V150H31ZM37 151V150H36ZM43 151V150H42ZM41 151V152H42ZM62 151V150H61ZM61 151H60V153H61ZM73 151V152H74ZM90 151V150H89ZM97 151V150H96ZM99 151V150H98ZM110 151V150H109ZM110 151V153H112ZM129 151V150H128ZM149 151H151V150H149ZM158 151H161V150H158ZM164 151V150H163ZM170 151H171V149H170ZM181 151V150H180ZM191 151V152H192ZM230 151V150H229ZM228 151V152H229ZM260 151V150H259ZM258 151V152H259ZM27 152V151H26ZM29 152V151H28ZM34 152V151H33ZM32 152V153H33ZM44 152L42 153L43 154V156H44ZM51 152V151H50ZM75 152V153H76ZM83 152H84V150H83ZM82 152V153H83ZM123 152V154L125 155V154H127V153H124ZM154 152V151H153ZM167 152H166V154H167ZM228 152H226V154H228ZM245 152V151H244ZM257 152V151H256ZM264 152V151H263ZM23 153V152H22ZM38 153V152H37ZM52 153H50L51 155H52ZM60 153H58V154H60ZM79 153H81V152H79ZM82 153H81V156H82V158H83V155H82ZM87 153H88V151H87ZM90 153V152H89ZM92 153V152H91ZM99 153V152H98ZM113 153L114 154H117V151L116 152H114L113 151ZM112 153V155L111 156H114V154ZM151 153V152H150ZM183 153V152H182ZM199 153V152H198ZM198 153H196V154H198ZM246 153H247V151H246ZM253 153H254V151H253ZM34 154H36V153H34ZM33 154V155H34ZM39 154H41L40 152H39ZM41 154V155H42ZM58 154H56V155H58ZM62 154H64V153H61V155ZM70 154L72 155V151L70 150ZM77 154V153H76ZM94 154V153H93ZM92 154V155H93ZM100 154V153H99ZM101 154H103V153H101ZM106 155H107V153H105ZM104 154V155H105ZM131 154V153H130ZM163 154H165L164 152H163ZM165 154V155H166ZM171 154V153H170ZM170 154H168V155H170ZM206 154H208V153H206ZM232 155H234V153H231ZM250 154V153H249ZM258 154V153H257ZM33 155H31V156H33ZM37 155V154H36ZM52 155V156H53ZM60 155V157H61V159L60 160H62V157L64 156H61ZM75 155V154H74ZM87 155V154H86ZM95 155V154H94ZM129 155V154H128ZM150 155V154H149ZM152 155V154H151ZM162 155V154H161ZM173 155H175L174 153H173ZM185 155V154H184ZM191 155V154H190ZM202 155V154H201ZM231 155V156H232ZM238 155V154H237ZM237 155H234V156H237ZM239 155H241V154H239ZM259 155H261V153L260 154H258V156ZM28 156V155H27ZM43 156L41 157V160H42V158H43ZM51 156V157H52ZM80 156V154L78 155V157ZM89 156V155H88ZM88 156H85L84 157V159L86 158V157H88ZM95 156H97V154L95 155ZM99 156V155H98ZM97 156V157H98ZM101 156V155H100ZM119 156V155H118ZM148 156V155H147ZM167 156V155H166ZM171 156V155H170ZM226 156V155H225ZM230 156V157H231ZM33 157H35V156H33ZM40 158V156L38 155L37 157H36V159H39ZM48 157V156H47ZM54 157H55V155H54ZM58 157V156H57ZM65 157V156H64ZM76 157V156H75ZM96 157V159H98ZM105 157V156H104ZM154 157H155V155H154ZM153 157V158H154ZM158 157V156H157ZM162 157V156H161ZM176 157V156H175ZM174 157V158H175ZM189 157V156H188ZM191 157V156H190ZM193 157V156H192ZM194 157H195V155H194ZM193 157V158H194ZM204 157V156H203ZM215 157H217V156H215ZM228 157V156H227ZM241 157V156H240ZM244 157H245V154H244ZM252 157V156H251ZM256 157V156H255ZM263 156H261V158H260V160L262 159H264V158H262ZM20 158H21V156H20ZM23 158V157H22ZM27 158H29V156L27 157ZM26 158V159H27ZM32 158V157H31ZM45 158H46V156H45ZM69 158V157H68ZM81 158V157H80ZM89 158L92 160V157H90L89 156ZM115 158V157H114ZM118 158V157H117ZM126 158V157H125ZM132 158H133V156H132ZM136 158V157H135ZM148 158V157H147ZM173 158V159H174ZM192 158V159H193ZM205 158H206V156H205ZM222 158V157H221ZM243 158V157H242ZM55 159V158H54ZM88 159V158H87ZM87 159H85L86 161H87ZM102 159V158H101ZM105 159V158H104ZM106 159H108V158H106ZM112 159H113V157H112ZM119 159H120V157H119ZM131 159V158H130ZM156 159V158H155ZM166 159V158H165ZM178 159H179V163H181L180 161H183V160H181L182 158H179L178 157ZM185 159V158H184ZM203 159V158H202ZM207 159V158H206ZM231 159V158H230ZM238 159H240V158H238ZM244 159V160H243ZM242 160H239V161H243V162H246L245 161V159H246V157L245 158H243ZM23 160V159H22ZM28 161H29V159H27ZM56 160V159H55ZM58 160V159H57ZM71 160V159H70ZM70 160H68L69 162H70ZM74 160H76L77 161V159H74ZM84 160V161H85ZM125 161H126V159H124ZM138 160V159H137ZM146 160V159H145ZM152 160V159H151ZM168 160V159H167ZM166 160V161H167ZM187 160V159H186ZM197 160H199V159H197ZM259 160V159H258ZM21 161V160H20ZM32 161H34V158H33V160ZM36 161V160H35ZM44 161H45V159H44ZM46 161H48V160H46ZM63 161H65L64 159H63ZM72 161V160H71ZM93 161H95V160H92V162ZM97 161V160H96ZM95 161V162H96ZM107 161H109V159L107 160ZM114 161V160H113ZM123 160H120V161H118V162H122ZM140 161H142V160H140ZM156 161V160H155ZM165 161V162H166ZM178 161V160H177ZM191 161V160H190ZM204 161V160H203ZM233 161V160H232ZM231 161V162H232ZM235 161V160H234ZM233 161V162H234ZM250 161V160H249ZM9 162V161H8ZM17 162V161H16ZM22 162H25V161H22ZM30 162V161H29ZM37 162H39V161H36V163ZM50 162V161H49ZM69 162H67L66 161V163H68V166H69ZM73 162V161H72ZM71 162V163H72ZM80 162H81V160H80ZM83 162V161H82ZM81 162V163H82ZM100 162V161H99ZM115 162H117V161H115ZM151 162V161H150ZM153 162V161H152ZM184 162H186V161H184ZM187 162H188V160H187ZM206 162H208V161H206ZM213 162V161H212ZM237 164H238V162L237 161H235ZM17 163H19V162H17ZM21 163V162H20ZM20 163H19V166H20ZM53 163H55L54 162V160H53ZM59 163H61V161L59 162ZM65 163V164H66ZM75 163H77V162H73V164L74 165H76ZM80 163V164H81ZM89 163H90V161H89ZM89 163H87V164H89ZM111 163V162H110ZM138 163V162H137ZM168 163H171V162H168ZM176 163V162H175ZM196 163V162H195ZM199 163H200V160H199ZM199 163H196V164H199ZM216 163V162H215ZM247 163V162H246ZM35 164V163H34ZM38 164V163H37ZM44 164V163H43ZM63 164H64V162H63ZM78 164H79V162H78ZM86 164V165H87ZM101 164V163H100ZM99 164V165H100ZM108 164H109V162H108ZM123 164H124V161H123ZM132 164V163H131ZM136 164V163H135ZM140 164V163H139ZM185 165L187 164V163H184ZM195 164V165H196ZM208 164H209V162H208ZM229 163H227L226 165L228 166V167H230V165H228ZM256 164V163H255ZM257 164H259L258 162H257ZM262 163L260 162V165H261ZM264 164V163H263ZM24 166H25V163L23 164ZM28 165H30V164H28ZM41 165V164H40ZM56 165H57V163H56ZM55 165V166H56ZM61 165H62V163H61ZM83 166L85 165V164H82ZM81 165V166H82ZM117 165V164H116ZM152 165L153 164H151V168H152ZM160 165V164H159ZM165 165V164H164ZM167 165V164H166ZM171 165V164H170ZM172 165H174V168H176L175 166H177V164L175 165V164H172ZM179 165V164H178ZM39 166V165H38ZM80 166V165H79ZM118 166V165H117ZM126 166V165H125ZM124 166V167H125ZM136 166V165H135ZM137 166H139V165H137ZM168 166V165H167ZM181 166V165H180ZM193 166V165H192ZM239 166V165H238ZM246 166H248V163L246 164ZM2 167V166H1ZM4 167H6L7 168V165L6 166H4ZM27 167V165L24 167V168H26ZM46 167L47 166H45V169H46ZM51 167V166H50ZM49 167V168H50ZM52 167H53V165H52ZM57 167H59L60 168V164H59V166H57ZM74 167V166H73ZM78 167V166H77ZM149 167V166H148ZM156 167V166H155ZM169 167V166H168ZM198 167V166H197ZM200 167V166H199ZM199 167H198V169H199ZM204 167H205V165H204ZM209 167V166H208ZM207 167V168H208ZM224 167V166H223ZM227 167V168H228ZM233 167V166H232ZM231 167V168H232ZM240 167H241V165H240ZM242 167L244 168V166L242 165ZM258 167L260 168V166L258 165ZM264 167V166H263ZM263 167H262V165H261V168L260 169H262V170H260L259 172H261V171H263L264 169H263ZM28 168H30V167H28ZM33 168V167H32ZM34 168H36V167H34ZM86 169V166H84L82 169ZM87 168H89V167H87ZM114 169H115V167H113ZM117 168V167H116ZM121 168V167H120ZM136 168V167H135ZM138 168V167H137ZM146 168V167H145ZM162 168H164V166L162 167ZM161 168V169H162ZM190 168V167H189ZM215 168V167H214ZM234 168H236L235 167V164H234ZM242 168V169H243ZM4 169V168H3ZM18 169H20V168H18ZM31 169V168H30ZM29 169V170H30ZM36 169H38V168H36ZM35 169V170H36ZM40 169H41V167H40ZM43 169V168H42ZM45 169H43V171L45 170ZM54 169H56V167L54 168ZM118 169V168H117ZM121 169H123V168H121ZM139 169V168H138ZM183 169V168H182ZM188 169V168H187ZM202 169V168H201ZM239 167H238V169H237V172L239 171ZM245 169H248V167L247 168H244V170ZM258 169V168H257ZM6 170V169H5ZM7 170H9V169H7ZM28 170V171H29ZM34 170V169H33ZM47 170H48V167H47ZM89 170V169H88ZM109 170V169H108ZM116 170V169H115ZM125 170V169H124ZM136 170V169H135ZM141 170L142 171H144L142 168H141ZM146 170V169H145ZM149 170V169H148ZM151 170V169H150ZM165 170V169H164ZM170 170V169H169ZM188 170H190V169H188ZM193 170V169H192ZM203 170V169H202ZM205 170V169H204ZM232 170H233V168H232ZM235 170V169H234ZM241 170V169H240ZM249 170V171H248ZM247 171L251 174L252 172L250 171V168L248 169ZM58 171H61V170H58ZM87 171V170H86ZM85 171V172H86ZM117 171V170H116ZM123 171V170H122ZM140 171V170H139ZM156 171V170H155ZM166 171V170H165ZM178 171V170H177ZM191 171V170H190ZM194 171V170H193ZM217 172L219 171V170H216ZM236 171V170H235ZM6 172V171H5ZM19 172H20V170H19ZM27 172V171H26ZM25 172V173H26ZM30 172V171H29ZM67 172V171H66ZM109 173H110V170L108 171ZM114 172V171H113ZM112 172V173H113ZM119 172V171H118ZM117 172V173H118ZM167 172V171H166ZM170 172V171H169ZM196 172H197V170H196ZM208 172V171H207ZM213 172V171H212ZM211 172V173H212ZM237 172H235L234 173V176H235V174L237 173ZM241 172V171H240ZM244 172H246V171H244ZM259 172L257 173V174H259ZM1 173V172H0ZM9 173V172H8ZM10 173H12V170H11V172ZM46 173V170H45V172L44 173H42V174H45ZM47 173H50V171L49 172H47ZM52 173H55L56 174V172H52V170H51V174ZM71 173V172H70ZM80 173H82V172H80ZM84 173V172H83ZM82 173V174H83ZM90 173V172H89ZM101 173V172H100ZM120 173H121V171H120ZM133 173H134V171H133ZM143 173H145V172H143ZM158 173H160L159 171H158ZM168 173V172H167ZM189 173V172H188ZM194 173V172H193ZM199 173H200V171H199ZM210 173V174H211ZM215 173V172H214ZM248 173V174H249ZM3 174V173H2ZM20 174V173H19ZM21 174H22V172H21ZM30 175H31V173H29ZM41 174V175H42ZM54 174V175H55ZM63 174V173H62ZM64 174H66V173H64ZM101 174H103L104 175V173L102 172ZM101 174H100V176L99 177H101ZM122 174V173H121ZM120 174V175H121ZM164 174V173H163ZM183 174V173H182ZM241 174V173H240ZM240 174H239V176H240ZM247 174V173H246ZM262 174H263V172L260 174L261 176H262ZM11 175H14V174H11ZM15 175H16V173H15ZM18 175V174H17ZM32 175H33V173H32ZM40 175V176H41ZM50 175V174H49ZM48 175V176H49ZM53 175V176H54ZM56 175H58V174H56ZM96 175V174H95ZM106 175V174H105ZM104 175V176H105ZM111 175V174H110ZM119 175V174H118ZM127 175V174H126ZM130 175V174H129ZM132 175V174H131ZM151 175V174H150ZM157 175H159V174H157ZM183 175H185V174H183ZM182 175V176H183ZM190 175H192V174H190ZM214 175V174H213ZM243 175V174H242ZM241 175V176H242ZM23 177H25V175L23 174L22 175ZM21 176V177H22ZM43 176V175H42ZM48 176H45V177H48ZM51 176V175H50ZM58 176H60V175H58ZM88 176H90V175H88ZM97 176V175H96ZM106 176H108V175H106ZM105 176V177H106ZM115 176V175H114ZM144 176L145 177H147L148 176V174H144ZM152 176H154L153 174H152ZM151 176V177H152ZM172 176H174L173 174H172ZM195 177H196V175H194ZM200 176V175H199ZM204 176H205V174H204ZM222 176V175H221ZM221 176H219V177H221ZM229 176V175H228ZM233 176V175H232ZM0 177H1V175H0ZM28 177V176H27ZM69 177H71V175L69 176ZM159 177V176H158ZM162 177V176H161ZM169 177V176H168ZM176 177H177V175H176ZM175 177V178H176ZM179 177V176H178ZM185 177V179H189V178H187V176L185 175L184 176ZM202 177V176H201ZM243 177V176H242ZM241 177V178H242ZM263 177V176H262ZM261 177V178H262ZM4 178H6V177H4ZM32 178H33V176H32ZM31 178V179H32ZM43 178V177H42ZM50 178H52V177H50ZM50 178H49V180H50ZM54 178V177H53ZM55 178H58V177H56L55 176ZM55 178H54V180H55ZM72 178V177H71ZM74 178H76V177H74ZM91 178V177H90ZM108 178V177H107ZM118 178V177H117ZM120 178V177H119ZM157 178V177H156ZM183 178V177H182ZM222 178V177H221ZM225 178V177H224ZM237 178H238V175H237ZM240 178V177H239ZM246 178H249L248 176L246 177L245 176V178L243 177V179H246ZM252 178H254L253 177V175H252ZM8 179V178H7ZM17 179H18V176H17ZM29 179V178H28ZM47 179V178H46ZM45 179V180H46ZM60 179V178H59ZM61 179H63V178H61ZM105 179V178H104ZM109 179V178H108ZM107 179V180H108ZM123 179V178H122ZM133 179V178H132ZM163 179V178H162ZM169 179V178H168ZM193 179H194V177H193ZM202 179V178H201ZM214 179V178H213ZM236 179V178H235ZM262 179H264V178H262ZM14 180V179H13ZM21 180V179H20ZM26 179L24 178V181H25ZM30 180V179H29ZM29 180H28V182H29ZM42 180H44V179H42ZM92 180V179H91ZM106 180V179H105ZM110 180H113V179H111L110 178ZM120 180H121V178H120ZM171 180V179H170ZM214 180H216V179H214ZM225 180V179H224ZM234 180V179H233ZM232 180V181H233ZM237 180V179H236ZM248 180V179H247ZM247 180H245V183H246V181ZM1 182H2V180H0ZM34 181V180H33ZM33 181L31 180L30 182H32V184H31V186L33 185L34 186V183H33ZM56 181V180H55ZM60 181V180H59ZM62 181L63 180H61L60 182H58V180H57V185L56 186H60L59 185V183H61L62 184ZM76 181V180H75ZM116 181V180H115ZM114 181V182H115ZM117 181H119V180H117ZM123 181V180H122ZM144 181V180H143ZM162 181V180H161ZM168 181V180H167ZM180 181V180H179ZM186 181V180H185ZM184 181V182H185ZM187 181H189V180H187ZM198 181V180H197ZM212 181V180H211ZM219 181V179L217 180V182ZM229 181V180H228ZM240 181H241V179H240ZM244 181V180H243ZM243 181H241V182H243ZM5 182V181H4ZM19 182V181H18ZM17 182V183H18ZM21 182V181H20ZM30 182L28 183V185L30 184ZM35 182V185H37V183H36V180L34 181ZM38 182V181H37ZM44 182V181H43ZM66 182V181H65ZM73 182V181H72ZM94 182H95V180H94ZM109 182H112V181H109ZM120 182V181H119ZM152 182V181H151ZM166 182V181H165ZM172 182H173V180H172ZM181 182V181H180ZM191 182V181H190ZM193 182H194V180H193ZM201 182H203V181H201ZM210 182V181H209ZM217 182H216V184H217ZM236 182H238V181H236ZM257 182V181H256ZM16 183V184H17ZM63 183H64V181H63ZM93 183V182H92ZM105 183V182H104ZM106 183H108V182H106ZM124 183H125V181H124ZM164 183V182H163ZM168 183V182H167ZM175 183H177V179L175 180ZM173 184V186L174 185H176V184ZM189 185H190V183L189 182H187ZM192 183V182H191ZM195 183V182H194ZM198 183V182H197ZM200 183V182H199ZM213 183V182H212ZM226 183V182H225ZM252 183H254V181L252 182ZM1 184V183H0ZM7 184H8V181H7ZM44 184V183H43ZM70 184V183H69ZM115 184V183H114ZM121 184V183H120ZM127 184V183H126ZM193 184V183H192ZM201 184V183H200ZM234 184V183H233ZM239 184H240V182H239ZM238 184V185H239ZM243 184V189H244V186H245V184H244V182L242 183ZM6 185V184H5ZM40 185V184H39ZM39 185H38V187H37V189H39ZM48 185V184H47ZM63 185V184H62ZM61 185V187H64V186H62ZM75 185V184H74ZM93 185V184H92ZM162 185V184H161ZM164 185H165V183H164ZM172 185V184H171ZM187 185V184H186ZM262 185V184H261ZM4 186V185H3ZM23 186V185H22ZM21 186V187H22ZM25 186V185H24ZM22 187V188H25V187ZM32 186V187H33ZM50 186V185H49ZM54 184H53V186H51V187H53L54 188ZM55 186V187H56ZM122 186V185H121ZM124 186V185H123ZM177 186V185H176ZM176 186H174V187H176ZM185 186V185H184ZM188 186V185H187ZM192 186V185H191ZM193 186H194V184H193ZM195 186L197 187V185L195 184ZM194 186V187H195ZM199 186V185H198ZM217 186H218V189H215V191L213 190V194L210 196V198H211V201H212V204L211 205H209L208 206V208H207V211H205V216L206 217H204V218H202V220H205L204 222L206 223V225H212L214 222H216L217 221V219L219 218H222V217H217V209H220L223 205H225L226 203H228L227 202V199H228V201H229V198L226 196V193H225V191H224V189L223 188H221V186H220V188H219V184H217ZM227 186H229L228 184H227ZM234 186H235V184H234ZM242 186V185H241ZM250 186V185H249ZM5 187V186H4ZM13 186H11V188H12ZM36 187V186H35ZM43 187V188H42ZM41 188L43 189V190H45L46 189V191H47V186L46 187H44V186H42ZM61 187H60V190H61ZM69 187V186H68ZM148 187H151V188H155V190H156V185H155V183H150L149 184V186ZM189 188H190V186H188ZM188 187H186V188H188ZM201 187H202V185H201ZM216 187V186H215ZM231 186H229V188H230ZM240 187V186H239ZM246 187V186H245ZM248 187V186H247ZM254 187H256V185L254 186ZM257 187H258V185H257ZM1 188H2V186H1ZM0 188V189H1ZM8 188V187H7ZM6 188V189H7ZM15 188H17L16 186H15ZM14 188V189H15ZM21 188V189H22ZM45 188V189H44ZM50 188V187H49ZM48 188V189H49ZM57 188V187H56ZM59 188V187H58ZM179 188V187H178ZM191 188H193V187H191ZM233 188V187H232ZM249 188V187H248ZM247 188V190H249ZM259 188V187H258ZM5 189V188H4ZM14 189H12V190H14ZM20 189V188H19ZM36 189V188H35ZM41 189V190H42ZM243 189H241V190H243ZM262 189H263V187H262ZM9 190H11V189H9ZM8 190V191H9ZM29 190L30 189H28V192H29ZM34 190V189H33ZM41 190H39V191H41ZM43 190L41 191V192H43ZM57 190V189H56ZM56 190H54L53 189V191H56ZM64 190V188L62 189V191ZM155 190H153L154 192H155ZM190 190V189H189ZM193 190V189H192ZM196 190V189H195ZM200 190V189H199ZM235 190V192H236V189H234ZM234 190H232V192L234 191ZM246 190V189H245ZM254 190V189H253ZM2 191V190H1ZM4 191V190H3ZM24 191H26V189L24 190ZM38 191V190H37ZM50 190H48L47 192H49ZM191 191V190H190ZM205 191V190H204ZM250 191H251V189H250ZM5 192V191H4ZM11 192V191H10ZM20 193L22 192V191H19ZM30 192H31V194L32 195H34L33 193H32V191L30 190ZM34 192V191H33ZM36 192V191H35ZM51 192V191H50ZM50 192H49V195H50ZM64 192V191H63ZM194 192V191H193ZM196 193H193L194 195L195 194H197V190L195 191ZM203 192V191H202ZM207 192V191H206ZM246 193L245 194H247L248 195V193H247V191H245ZM259 192V191H258ZM17 193V192H16ZM25 193V192H24ZM39 193V192H38ZM65 193V192H64ZM238 193V192H237ZM243 195H239L240 197L242 196H244V190H243ZM254 193V192H253ZM2 192H1V198H2ZM22 194H23V192H22ZM153 194V193H152ZM191 194H192V192H191ZM192 194V195H193ZM234 194V193H233ZM7 195H9V194H7ZM53 195V194H52ZM153 195H155V194H153ZM228 195V194H227ZM235 195V194H234ZM246 195V196H247ZM254 195H255V193H254ZM18 197V195H14V197ZM37 196H39V198H40V193H39V195H37ZM46 196V194H44V197ZM253 195H251V197H252ZM6 197H8V196H6ZM9 197H11V196H9ZM23 197V200H25V199H27V198H24V196H22ZM22 197L21 198H19L20 200L22 199ZM47 197H48V194H47ZM196 197V196H195ZM198 197H199V195H198ZM230 197V196H229ZM231 197L233 198V196H232V194H231ZM235 197V196H234ZM238 197V196H237ZM236 197V198H237ZM249 197H250V195H249ZM254 197H256V196H254ZM253 197V198H254ZM11 198H13V197H11ZM43 198V197H42ZM46 198V197H45ZM57 198V197H56ZM179 198V197H178ZM186 198V197H185ZM245 198H247L248 199V197H245ZM245 198H242V199H245ZM19 199H18V201H19ZM30 199V198H29ZM32 199V198H31ZM235 199V198H234ZM255 199V198H254ZM262 199L264 200V198H263V196H262ZM2 200V199H1ZM7 200H9V203H12V204H15V203H13L12 202V200H10V198L9 199H7ZM7 200H5V202L7 203ZM15 200V199H14ZM16 200H17V198H16ZM23 200H21V201H23ZM35 200V199H34ZM36 200H38V198H36ZM43 200H45V199H43ZM49 200V199H48ZM47 200V201H48ZM181 200V199H180ZM232 200V199H231ZM235 200H237V199H235ZM240 200V199H239ZM250 200V199H249ZM248 200V201H249ZM253 200V199H252ZM262 200V201H263ZM11 201V202H10ZM28 201V200H27ZM27 201H25V202H27ZM50 201V200H49ZM183 201V200H182ZM202 201V200H201ZM4 202V203H5ZM35 202V201H34ZM45 202V201H44ZM234 202L235 201H233V203L231 204L230 203V205L232 206L233 204H234ZM240 202H241V200H240ZM254 202V201H253ZM252 202V203H253ZM20 203V202H19ZM33 203V202H32ZM51 203H52V201H51ZM245 203H246V201H244V206H245ZM8 204V203H7ZM21 204V203H20ZM49 204V203H48ZM48 204H46V205H48ZM183 203L181 202V205L180 206H182V207H184V204L182 205ZM207 204V203H206ZM229 204V203H228ZM243 204H241V207H242V205ZM248 204H250V203H248ZM259 204V203H258ZM9 205V204H8ZM7 205V206H8ZM26 205H27V203H26ZM30 205V204H29ZM41 205V204H40ZM227 205V204H226ZM235 205V204H234ZM233 205V206H234ZM256 205L257 204H255V207H256ZM1 206V205H0ZM39 206V205H38ZM231 206H229L228 208L230 209V207ZM248 206V205H247ZM247 206H245L246 207V209H248L247 208ZM251 206H252V204H251ZM250 206V208H252ZM1 207H3V206H1ZM13 207H14V205H13ZM16 207V206H15ZM22 207V206H21ZM24 207V206H23ZM22 207V208H23ZM26 207V206H25ZM33 207V206H32ZM181 207V208H182ZM224 207H226V206H224ZM239 207V206H238ZM244 207V208H245ZM16 208H20V207H16ZM33 208H35V207H33ZM39 208H42V207H40L39 206ZM45 208V207H44ZM240 208V207H239ZM244 208H242V209H244ZM257 208V207H256ZM260 208V207H259ZM10 209V208H9ZM24 209V208H23ZM185 209V208H184ZM184 209H181V210H184ZM223 209V208H222ZM226 210H227V208H225ZM235 209H237V208H235ZM264 209V208H263ZM12 210H13V208H12ZM35 210V209H34ZM37 210V209H36ZM39 210V209H38ZM40 210H43V211H41L42 213L44 212V209L42 208V209H40ZM240 210H241V208H240ZM245 210V209H244ZM11 211V210H10ZM15 211H17V209L15 210ZM28 211H30L29 209H28ZM31 211H32V209H31ZM185 211V210H184ZM184 211H182V213L184 212ZM216 211V212H215ZM221 211V210H220ZM246 212H247V210H245ZM260 211V210H259ZM13 212V211H12ZM11 212V213H12ZM19 212H22L21 210L19 211ZM18 212V213H19ZM23 212H25V210H23ZM32 212H34V211H32ZM37 212V211H36ZM204 212V211H203ZM225 212V211H224ZM228 212V211H227ZM235 212V211H234ZM233 212V213H234ZM237 213H234V214H236V217L237 216H239L238 214H245L244 213V211H243V213L240 211V213L238 212V209H237V211H236ZM251 212V211H250ZM7 213V212H6ZM14 214H15V212H13ZM41 213V214H42ZM222 213V212H221ZM5 214V213H4ZM27 214V212H25V215ZM38 214V213H37ZM184 214V213H183ZM223 214V213H222ZM248 215L250 214L251 215V213H249V209H248V213H247ZM257 214V213H256ZM16 215V214H15ZM15 215H14V217H15ZM20 215V214H19ZM18 215V216H19ZM32 215V214H31ZM40 215V213L37 215V217ZM200 215V214H199ZM204 215V214H203ZM1 216H3V215H0V217ZM13 215H11V217H12ZM20 216H22V215H20ZM201 216V215H200ZM224 216H225V214H224ZM234 216V215H233ZM242 216H245V215H242ZM242 216H239V217H242ZM260 216V215H259ZM8 217V216H7ZM22 217H24V216H22ZM27 218H28V216H26ZM25 217V218H26ZM32 217H36V216H32ZM41 217V216H40ZM110 217V216H109ZM235 217V216H234ZM234 217H232L233 219H234ZM258 217V216H257ZM263 217H264V215H263ZM2 218V217H1ZM4 219H5V217H3ZM9 218V217H8ZM16 218H17V216H16ZM30 218V217H29ZM243 218V217H242ZM31 219V218H30ZM218 219V220H219ZM224 219V218H223ZM229 220H230V218H228ZM237 219V218H236ZM236 219H235V222H236ZM238 219H240V218H238ZM248 219H249V217H248ZM247 219V220H248ZM257 219V218H256ZM262 219V218H261ZM6 220V219H5ZM11 220H12V218H11ZM13 220H15V219H13ZM221 220V219H220ZM246 220V221H247ZM2 221V220H1ZM16 221H17V219H16ZM19 221H20V219H19ZM18 221V222H19ZM225 221V220H224ZM227 221V220H226ZM226 221H225V223H226ZM240 221V220H239ZM238 221V222H239ZM243 221V220H242ZM245 221V220H244ZM256 222L255 223H257V220H255ZM8 222V221H7ZM18 222H15V223H17L18 224ZM24 222V221H23ZM25 222H26V220H25ZM24 222V223H25ZM28 222V221H27ZM33 222V221H32ZM32 222H30V223H32ZM200 222V221H199ZM223 222V221H222ZM232 222V221H231ZM233 222H234V220H233ZM254 222V221H253ZM0 223H2V222H0ZM9 223V222H8ZM29 223V222H28ZM194 223H197V222H194ZM193 223V224H194ZM229 223V222H228ZM237 223V222H236ZM242 223V222H241ZM241 223H238V225L239 224H241ZM5 224V223H4ZM10 224V223H9ZM19 224H20V222H19ZM192 224V223H191ZM192 224V225H193ZM227 224V223H226ZM247 224V223H246ZM2 225H3V223L1 224V226L0 227H2ZM12 225H14L13 227L15 228V230H17V228L18 227H20V226H24L25 224H20V226L19 225H15V224H12ZM191 225V226H192ZM198 225H200L199 223H198ZM224 225V224H223ZM229 225V224H228ZM26 226H28V225H26ZM30 226H31V224H30ZM195 226V224L193 225V227ZM253 226H255L254 224H253ZM259 226V225H258ZM262 226V225H261ZM7 227V226H6ZM201 227H202V225H201ZM239 227H240V225H239ZM243 227V226H242ZM242 227H240V228H242ZM255 227H257V226H255ZM263 227V226H262ZM9 228V227H8ZM24 228H25V226L23 227V229L22 230H24ZM29 228V227H28ZM254 228V227H253ZM20 229H21V227L20 228H18V230L17 231H19V234H18V236L20 235ZM193 229V228H192ZM236 229V228H235ZM258 229V228H257ZM259 229H261V227H259ZM0 230H5L4 228H0ZM8 230V229H7ZM10 230V229H9ZM31 230H32V232H33V230H34V228H31ZM204 230V229H203ZM227 230V229H226ZM225 230V231H226ZM230 230V229H229ZM242 230V229H241ZM241 230H240V232H241ZM2 231V232H3ZM11 231H14V230H12L11 229ZM191 231V230H190ZM222 231V230H221ZM233 230H231V232H232ZM237 231H238V228H237ZM260 231V230H259ZM2 232L0 233V235H3V236H5L4 234H2ZM203 232V231H202ZM223 232V231H222ZM230 232V236H232V237H234L235 235L233 234V232L231 233ZM239 232V231H238ZM255 232V231H254ZM262 232H264L263 230H262ZM6 234H8V232H5ZM11 234L12 233H15V232H10ZM9 233V234H10ZM30 233H31V231H30ZM34 233V232H33ZM32 233V234H33ZM234 233H237V232H234ZM256 233V232H255ZM8 234V235H9ZM31 234V235H32ZM190 234V233H189ZM191 234H193V237H192V235ZM190 235H191V237L192 238H194V233H191ZM223 234H225V233H223ZM229 234V233H228ZM234 236H233V235ZM240 234V233H239ZM239 234H237V235H239ZM260 234V233H259ZM263 234V233H262ZM17 235V233L16 234H13L12 236H14V238L11 236V237H7L6 236V238H11L10 240L12 241V238H13V240H16V236ZM29 235V234H28ZM27 235V236H28ZM31 235L28 237L29 239H27V241L28 240H30V237H31ZM189 235V236H190ZM199 235V234H198ZM236 235V236H237ZM241 235V234H240ZM23 236H25V235H23ZM197 236V235H196ZM253 236V235H252ZM251 236V238H253ZM2 237V236H1ZM21 237H22V234L20 235V237H17V240H18V238H20L21 239ZM198 237V236H197ZM223 238L225 237V236H222ZM264 237V236H263ZM262 237V238H263ZM4 238V239H3ZM2 239V241L4 242V240H5V237H3ZM27 238V237H26ZM237 238V237H236ZM236 238L234 239V240H236ZM254 238H256L257 239V241H259L258 240V237H254ZM261 238V237H260ZM256 239H255V241H256ZM9 240V242H11ZM16 240V242H19V240L17 241ZM26 240V239H25ZM194 240V239H193ZM225 240H227V238L226 239H224L223 241H225ZM230 240H231V238H230ZM264 240V239H263ZM7 241V240H6ZM6 241L4 242L5 243V245H6ZM192 241V240H191ZM222 241V242H223ZM228 242H229V240H227ZM2 242V243H3ZM9 242H7L8 243V245L10 244V245H12L11 243H9ZM13 242V241H12ZM253 242V241H252ZM263 242L264 241H262V244H263ZM0 243H1V241H0ZM4 243H3V245L1 244V248H0V251H2V250H4L3 248L5 247L4 246ZM21 242H19V244H20ZM27 243V242H26ZM25 243V244H26ZM227 243V242H226ZM234 243V242H233ZM236 243V242H235ZM255 243V242H254ZM16 244V243H15ZM29 244V243H28ZM230 244V243H229ZM8 245H7V247H8ZM9 245V246H10ZM32 245V244H31ZM193 245V244H192ZM227 245V244H226ZM20 246H22V245H20ZM20 246H18L19 248H20ZM28 246V245H27ZM93 246V245H92ZM3 247V248H2ZM12 247V246H11ZM15 247H17V244L15 245ZM30 247V246H29ZM94 247V246H93ZM225 248H226V246H224ZM228 247V246H227ZM229 247H230V245H229ZM234 247V246H233ZM236 247H238V246H236ZM249 247V246H248ZM263 246H261V248H262ZM18 248V250H20ZM33 248V247H32ZM225 248H223L224 250H225ZM260 248V247H259ZM12 249H13V247H12ZM30 249H31V247H30ZM93 249V248H92ZM249 249H251V248H249ZM8 250V248L6 249V251ZM18 250H17V252L15 251V253H18ZM24 250H25V248H24ZM27 250H29V249H27ZM26 250V251H27ZM40 250V249H39ZM238 250V249H237ZM254 250H255V248H254ZM257 250V249H256ZM10 251V250H9ZM35 251V250H34ZM232 251V250H231ZM247 251V250H246ZM250 251V250H249ZM11 252V251H10ZM13 252V251H12ZM29 252V251H28ZM224 252H226V250L224 251ZM257 252V251H256ZM260 252H262V249L260 250ZM264 252V251H263ZM2 254H4L5 255V253H3V252H1ZM0 253V255H2ZM6 253H8L9 254V252H6ZM14 253V252H13ZM15 253H14V255H15ZM22 253V252H21ZM24 253V252H23ZM26 253V252H25ZM32 253V252H31ZM34 253V252H33ZM231 253V252H230ZM238 253V252H237ZM236 253V254H237ZM249 253V252H248ZM254 252H252V254H253ZM258 253V252H257ZM8 254H6L7 255V257H9L10 255H8ZM40 254H41V250H40ZM39 254V255H40ZM263 254V253H262ZM18 255H19V253H18ZM22 255V254H21ZM42 255V254H41ZM234 255H235V253H234ZM234 255H233V257H232V260H233V258H234ZM246 255H249V254H246ZM12 256V255H11ZM20 256V255H19ZM22 256H24V255H22ZM26 256V255H25ZM32 256V255H31ZM232 256V255H231ZM253 256V255H252ZM4 257V256H3ZM6 257V256H5ZM18 257V256H17ZM28 257H30L29 255H28ZM40 257H42V256H40ZM39 256H38V258H40ZM241 257V256H240ZM240 257H239V259H240ZM249 257V256H248ZM247 257V258H248ZM261 257V256H260ZM264 257V256H263ZM1 258V257H0ZM12 258V257H11ZM224 258V257H223ZM246 258V257H245ZM250 258V257H249ZM253 258H259L258 256L256 257V256H254ZM7 259V258H6ZM15 259H16V255H15ZM26 259H29V258H26ZM225 259V258H224ZM252 259V258H251ZM250 259V260H251ZM9 260H10V258H9ZM12 260V259H11ZM10 260V261H11ZM101 260V259H100ZM143 260H144V258H143ZM247 260V259H246ZM245 260V261H246ZM250 260H249V262H250ZM255 260V259H254ZM245 261H243V262H245ZM248 261V260H247ZM252 261V260H251ZM257 261H259V259H257ZM257 261H255V262H257ZM262 261V260H261ZM6 262H8L7 260H6ZM5 262V263H6ZM13 262H15V261H13ZM229 262H231V260H229ZM233 262V261H232ZM231 262V263H232ZM230 263V264H231ZM236 263V262H235ZM238 263H240V262H238ZM258 263V262H257ZM0 264H1V262H0ZM17 264H18V262H17ZM142 264V263H141ZM227 264V263H226ZM229 264V263H228ZM250 264V263H249Z\"/></svg>", "mask_w": 264, "mask_h": 264}]
</instances>
